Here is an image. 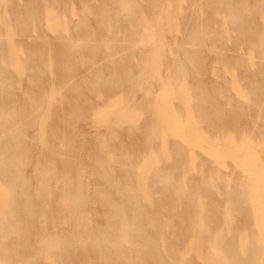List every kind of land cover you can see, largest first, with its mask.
Returning a JSON list of instances; mask_svg holds the SVG:
<instances>
[{
	"label": "rangeland",
	"instance_id": "obj_1",
	"mask_svg": "<svg viewBox=\"0 0 264 264\" xmlns=\"http://www.w3.org/2000/svg\"><path fill=\"white\" fill-rule=\"evenodd\" d=\"M17 1H18V3H17ZM29 1L32 2V0H29ZM53 1L54 0H40V1H38L37 2L38 4H40V5L44 4L42 12L44 13V15L46 14L45 18L43 17L44 15H42L41 20H32V21H34V23L32 22V24H29L30 22H28V24H26L24 17L27 13L25 6H27V4L29 3L28 0H10V1L0 0V28H1L0 33H2V34H0V37L1 38L3 37L2 40L0 39V41H1L0 42V63H2V64H0L1 65L0 70H2V68H3V70H2L3 71V74H2L3 77L0 78V84H1L0 88L3 87V89H0V92H1V90L6 91V93L4 92L5 95L8 93L6 95V98L2 101L3 103L0 101V106H1L0 110H1V118H2V119H0V121H1L0 127H2L0 129L1 130L0 131V137H2V138H0V140H1L0 143H5V141L8 138L11 139L13 136L11 133H13L15 131V129H20L19 131L16 130L17 133L16 132L13 133V134L16 133L17 135L22 134L21 140H23V141H21V143L27 144V145H24V144L19 143L18 145L21 146V148L23 150L17 152V154H16L19 156V158L22 159V160L19 159V164H20L19 167H21V169H23V171H24L23 172L21 170V172L23 173L22 176L23 175L24 176L20 178V181L23 182L27 179L26 183L30 182L29 186H30L31 194L36 195V196L39 195L42 198L44 197V199H45V201L43 200V202H42L41 197H39V198L37 197L38 200L37 199L34 200V198H33L32 202L35 206L34 214H35L36 220H33L32 223L30 222L31 224L29 223L31 225L29 228L30 234L28 232L29 237H27L28 235L25 234L26 237L24 236V238L21 237L19 239L23 243L26 242L25 244H23V243L22 244L25 246L26 245L27 246L39 245L42 243L43 240H47L48 237H52L53 234L55 235V233L62 235L64 233H70L71 232V231H69L70 227L72 226L71 228H73L75 225V223L72 219L74 216V213H71L73 210V200H75V197L78 195V187H79L78 184L79 183H77V181L81 180V179H82V187H83L84 192L87 195H89L91 198V199L87 198V200H85L86 205H85V215L84 216L86 217V219L88 217V219L91 220V221H89V223L94 228L95 227L96 228H103L104 227L106 229L107 225L105 222V214H104L105 210H104V207L102 208L101 207L102 205H100L102 203L100 202L101 201L100 196H99L100 192L98 191V190H100V191L103 190L102 187L104 188V186L102 185L103 180H102L101 176L98 174L97 175L99 178L97 177V175L95 174L97 171L94 170L95 167L93 168V166L99 165L98 162L99 163L100 162L101 163H108L109 162V164H111V166H113L115 168L114 174L116 176L120 175L117 173L118 167L116 168V165L121 166L123 164L122 166L124 168H122V170L128 169L130 171V168L133 169V170H131L132 173L135 172V174L133 175V178H131L132 173H131V176H128L126 178L127 180L131 181L132 185H131V183H129L130 181H128V185H126V186L130 187L131 188L130 191L132 190L135 192L136 195H138L137 197L140 201L141 209H143V211L145 213L148 211L146 214H149V216L150 215L152 216V213L154 216H156L158 214V206L162 204V200H164L163 202L167 206H168V204L169 205L173 204L172 200L174 199V193L171 190V186H170L171 184L170 183L177 181L178 178H179V180L182 178L178 182L180 183V186L183 188L182 193L184 195L182 194V199L179 201V203H178L179 205L177 204L178 205L177 210L183 211L182 209H184L186 207V205L189 204L190 200L192 199L191 196L193 195L192 197L195 198L194 201L197 200L198 212L200 213V218H201V221H200V224L197 228V231L192 233L190 236L188 235V237L186 239L187 247H181V250L185 251L186 257L188 259H190L194 264H219L217 259H218V255L220 254V252L222 253V251L214 248L213 243L210 240L211 238L208 236V231H207V227H206L208 214L210 215V217H212V221H213V219H214V221L215 220L218 221V223L213 221V225H212L213 226L212 231H214V234L212 232L213 235H216L215 233L218 234L220 232L219 234H225V235H227L228 238L236 237V239H238L239 237L242 238V236L244 235L242 239L240 238L241 240H237L238 244L241 245L240 246L241 252L244 254L245 251L248 249V246H250V247L251 246H258V245H255V243H258L259 244L258 247H260L259 261L261 264H264V110H261V109H264V107H263L264 106L263 105L264 96L262 95V93L264 94V92H263L264 78H262V77H264V74H263L264 68H262L264 66V56H263L264 55V52H263V50H264V48H263V46H264V13H263V11H264V7H263L264 6V4H263L264 0H242L244 3L241 1L243 4L240 7L241 11H239V12H242V10H243V13H242L243 15L239 12L235 13L236 10H232V13H231V11L230 12L227 11L228 9L226 10L225 6L223 4L217 2V0H138L139 4L141 6V12L146 14L145 16H150V17L142 19L144 17V15L141 14V12H140L141 15L140 14L138 15L139 19L137 18L136 22L132 23L134 25H131L130 23H128L129 22L128 18H127V20H126V18H124V17H127V15H128V13H126V12H128L127 11V9H128L127 1L126 0H119L122 2L121 3L119 2L120 4H119L117 12L119 11L118 13H120L122 15V18L124 19V20L122 19V29L116 32L114 27L110 26L108 29L109 35H107V33L105 34L107 29L102 35H98L101 32V30L96 25L94 16H92V14L97 13L101 9V5L103 6L107 0H102L103 3L101 2V0H90V2L88 0L87 1L85 0L87 2V6H89L90 9L87 6H86V8L83 7L84 4H86V2L84 0H81V2L83 4L80 2V0H60V1L56 0V2L58 1L57 2L58 4H55V2H54V4H52ZM66 1H67V3H69V5H68L69 9L66 8V7H68ZM239 1L238 0H232L233 4H236L237 2L239 3ZM245 1H247V2H245ZM11 2L14 3L13 4L14 8H16L20 5V8L19 7L18 8L22 12L23 15H22L20 22H18V23H22L24 21V23H23L24 25L17 23V27H16L15 22H17V21H14L13 18L11 19L12 13H10V12H12V11H10V10H12V8H13L12 7L13 5L10 4ZM41 2H42V4H41ZM50 2H52V3H50ZM80 3L82 4V6ZM8 4H9V6H8ZM152 4H154L153 6H155V4H159V7L158 8H157V6L153 7ZM50 5H51V7H50ZM71 5H72V7H71ZM64 6H66L65 7L66 9L63 8ZM146 6H147V11H146ZM149 7H150V9L151 8L152 9L151 10L148 9ZM27 9H28V7H27ZM46 9L47 10L50 9L49 11H51V12L49 13V11H46ZM52 9H55L56 11L52 10ZM70 9H71V12H70ZM91 9L92 10L95 9V10L90 12ZM87 10H88V13L86 12ZM148 10H150V11H148ZM65 11H67V12L69 11V13H65ZM151 11H152V13H151ZM153 11L155 12L156 17H158V18H155V16H154L155 14H153L154 13ZM156 11H158V12H156ZM89 13H90L91 17L89 15ZM236 14L237 15L239 14L238 15L239 17H237ZM71 15H72V18H70ZM84 15H85V17L82 20H84V19H86V20L82 21L81 18ZM241 15L243 18L241 17ZM245 15H247V17ZM1 16H3V17H1ZM9 16H10V18H9ZM140 16H142V17H140ZM48 17H50L51 19ZM248 17L249 18L253 17L251 19L253 22L250 21V19ZM3 18H5V19H3ZM62 18L65 22L63 20H61ZM150 18L153 19V21ZM190 18L193 20L191 21ZM245 18L247 21L245 20ZM9 19H10V21H9ZM59 19H60V21L64 22V25L61 24ZM12 20L14 21L13 25H11ZM241 20H243V21H241ZM70 21H71V23H70ZM87 21L89 22L88 24H87ZM234 21L238 22V25L241 24L239 22V21H241L242 26H246V25L251 24V23H254V25H256V26L258 24V27L260 28L259 30L261 32V34L258 37V40L260 38H261V40H263L261 42V44L259 43V45H257V43H254L253 45H251V43H249L248 40L246 38H244V36H243L244 32L240 31V28L238 27L237 24H235ZM66 22H68V23H66ZM145 22L146 23L150 22L149 24H151V25H148V23L146 25ZM192 22H193V24H192ZM76 23H78L79 26L75 25ZM83 23L86 26L87 25L88 26L86 27ZM135 23H136V26L138 25V27H135ZM186 23H187V25H186ZM259 24L262 26L260 27ZM19 25L21 27L22 26L27 27L28 33L25 32L26 30L23 27H22L23 29H21ZM28 25H29V27L31 26V28H28ZM190 25L191 26L193 25L191 29H189L191 27ZM77 26L79 27V31L76 29ZM141 26H142V28H140ZM32 27H34L36 29H34ZM195 27H196V29H194ZM86 28L87 29L89 28L90 30L89 29L87 30ZM19 29L23 30V32L20 31L21 34L18 32ZM32 29H34V30H32ZM75 29H76V31H73ZM111 29H112V31H111ZM134 29H135V31H134ZM14 30H15V32H14ZM28 30L32 31V32H29ZM200 30H201V32H200ZM77 31L78 32L82 31L81 32L82 34H80V37H81L80 39L83 38V40H78L79 34ZM89 31H91V32H89ZM187 31H190V32L188 33ZM112 32H115L116 35L112 34ZM133 32H135V33H133ZM91 33L96 34L95 39H91L92 38ZM117 33H119V34H117ZM194 33L196 36L200 35L199 37L202 40L197 36L196 37L197 39L195 41L190 42L191 40L187 37H189L191 34H194ZM24 34H26L25 37H23ZM31 34H33V36ZM133 34H134V36H133ZM117 35H119V36L116 38L115 36H117ZM184 35H186V36L188 35L186 38L189 40H187V39L183 40L185 38ZM29 36H31V37H29ZM101 36L102 37L107 36V39L104 38V40H102L103 38ZM108 36H109V38H108ZM131 36H132V38H131ZM32 37H33V39H32ZM113 37L116 38L115 42H113L114 41ZM26 38H28V39H26ZM29 38L32 39V41L35 39L34 41L36 43L31 42ZM69 38H70L71 42H68ZM71 38H73V39H71ZM84 38L86 39V41L88 39L89 42L88 41L86 42L84 40ZM46 39H48L50 42ZM62 39H63V41H65V43H68V44L70 43L71 46L68 44L64 45V42L62 41ZM117 39L120 41H118ZM25 40L26 41L28 40V41L25 42ZM90 40H92V41H90ZM93 40L96 42H94ZM197 40H199V41H197ZM29 41H30V44H28ZM81 41L83 42L82 44L80 43ZM184 41H185V43H184ZM84 42H86V43H84ZM93 42H94V44H98L99 47H101V49H102V52L96 56H92V54L90 52L88 53V49H87L88 47L93 45ZM111 42H113V43H111ZM129 42H130V44H129ZM24 43H25V45H27V44L29 45V46H26L29 49L28 48L26 49V47L23 45ZM75 43H76V46H75ZM89 43H90V45H89ZM131 43H132V45H131ZM186 43L189 44L190 46H188ZM31 45H33V46H31ZM60 45H63L64 47L62 46V48H61ZM86 45H88L87 48H85ZM110 45H111V47H110ZM191 45L192 46L195 45V46L192 47ZM30 46H31V49H30ZM83 46H84V48H83ZM129 46L132 48L129 49ZM253 46H254V48H253ZM58 47H60V49ZM80 48L83 49V51H85L84 52L85 54H83V51ZM192 48L194 49L193 51H195V48H197V50L195 52H192ZM255 48H256V51H253V50H255ZM61 49H63V50H61ZM84 49H87V50H84ZM127 49L129 51H127ZM138 49H140L139 52H138ZM28 50H30L31 56H32V51L34 52L33 56H32L33 58H31L30 55L27 56ZM68 50H70V52L67 54L66 51H68ZM73 50L75 51V53ZM130 50H132V51H130ZM144 50H146V52H148V53L144 52ZM198 50H200V51H198ZM260 50L263 53L260 52ZM60 51H62L63 53H61ZM86 51H87V53H86ZM123 51H125L126 53L124 52V54H122L121 52H123ZM142 52H144V54ZM188 52L189 53L192 52L191 55ZM198 52L200 53V55L195 54V57H194V53H198ZM1 53L3 54L2 56H1ZM47 53H49V54H47ZM65 53H66V57H65L66 60H68V59L71 60V58L73 60V58L74 59L76 58L75 60H73V63L72 62L71 63L73 64L72 68L74 67V65L76 63L77 64L76 66L78 67V69H77V67L73 68V70L71 68L70 69L71 72L73 71L75 74H72L73 72L71 73L69 71L68 74H70V75L63 77L65 75H67L62 70L63 68H61V65L65 61V59H64ZM202 53H203V55H202ZM59 54H60V56L63 57V59L59 56ZM89 54H91L92 57L89 56ZM116 54H118V55L116 56ZM140 54H141V56L143 54V58L140 56ZM71 55H73V57ZM111 55H112V58H109V57H111ZM123 55L125 56L124 58H123ZM41 56H42V58H41ZM67 56H70L71 58H67ZM26 57H29L31 59L30 60L28 58V60H29L27 63L28 68H30V66L33 65V67L31 66L30 71L28 70L27 67H25L26 61H25V65H24V60H27ZM87 57H91L92 61L89 58L87 60ZM204 57L206 60H203ZM84 58L86 60H84ZM105 58L107 60H105ZM121 58L124 59V60H122V73L123 72L127 73L131 77V79L133 78L135 83L134 82L131 83L129 81H124L122 78V88H117L113 91H109L107 88H105L102 85L103 83H101L99 80L101 79L102 82H105L107 79L109 80L110 77L112 79V74H110V73L116 67H119V66H117V64H121V62H120ZM125 58L127 59L128 62L126 61ZM131 58H133V59H131ZM224 58H225V60L223 61ZM178 59H179V61H178ZM199 59L203 60V61L201 60L202 62L200 61V63L197 64L199 66V69L202 68L201 70L197 69L198 66L195 65L196 63L199 62ZM226 59H228L229 62ZM233 59H235V60H233ZM89 60H90V62H89ZM131 60H132V62H131ZM230 60H232V61H230ZM30 61H32L33 63L31 62L32 64H30ZM57 61H59L58 63L60 64V67H58L59 64L56 63ZM82 61L83 62L86 61V62L83 64ZM99 61H101L100 62V64H102L101 66H100V64L99 65L97 64V63H99ZM123 61L126 64L123 63ZM193 61H195L196 63H194ZM204 61H205V63H204ZM236 61H237L238 65L236 64ZM240 61L241 62L243 61L242 62V68L246 69V72H245V70L243 71L242 68L240 67L241 66ZM261 61H263V62H261ZM3 62L4 63L6 62L5 67H3L4 66ZM110 62H112V65ZM176 62H178L177 65H175ZM224 62H226L227 65L230 64V62H233V63L235 62L237 67L239 66L238 62H240V66H239V68H237L235 66V64L231 63L233 65L230 64V65H228L229 67H227ZM43 63H44V65H43ZM95 63H96V65H94ZM21 64H23V65H21ZM113 64H115L114 67H113ZM38 65H39V67L44 69V71L40 72L41 69L38 67ZM41 65L44 67H42ZM124 65H126V67ZM135 65H136V67H135ZM200 65H202V66L200 67ZM206 66H208V67H206ZM231 66L233 69H231ZM35 67L39 68L38 69L39 71H37V68L35 69ZM101 67H102V69H100ZM139 67H140V69H139ZM260 67H261V70L263 72L260 70ZM91 68H93V71ZM94 68L101 70L100 73L97 74L99 71H96L97 69H94ZM119 68H121V67H119ZM173 68H174V70H173ZM203 68H205V69L207 68V69L205 70ZM234 68L237 70V72H235L236 70ZM126 69L128 71H126ZM26 70H28L29 72H27ZM58 70H60V71H58ZM94 70H95V72H97L96 75L93 74V73H95ZM141 70H144V71L141 72ZM202 70H205L207 75L206 74L204 75L203 72L205 73V71H202ZM230 70H232V72ZM239 70H240V72L241 71L242 72L239 73ZM61 71L63 74H61ZM91 71L93 73H90ZM200 71H201V73H200ZM59 73L61 74V76ZM124 73H123V75H124ZM182 73H183V76H182ZM231 73H233V74L239 73V75L242 74L243 77L241 75L239 77H237L238 74L236 76V74L233 75ZM4 74H6V76ZM71 75H73L72 76V77H74L73 79L70 78ZM91 75H93V76H91ZM97 75H98V77L100 75V77H99L100 79L98 77H96ZM141 75H143L142 76L143 78L139 81ZM175 75H176V77H175ZM94 76L98 80H94L93 79ZM180 76H182V77H180ZM259 77H260V79H259ZM65 78H67V79L69 78L68 80L70 83H68L67 81H64ZM87 78H89V79H87ZM225 78H226V80H225ZM67 79H65V80H67ZM250 79L255 80V81L252 80L254 82V84H252L253 82ZM2 80H3V82H1ZM84 80L87 81L86 84H85ZM178 80H179V82H178ZM182 80H183V82H182ZM217 80H218L217 84H220V86L216 84ZM259 80H263V82L259 81ZM224 81L225 82L227 81V84ZM246 81H248L247 84L250 83L249 84V86L251 85L250 87L249 86L247 87ZM7 82H10V84ZM88 82L90 84L91 83L92 84L90 85ZM96 82L97 83L99 82L98 83L99 85ZM199 82H200V84H199ZM255 82L257 84H255ZM258 82H259V86L261 83V85H262L261 87L263 89H260V87L258 86ZM224 83L226 85H224ZM88 84H89V86H88ZM62 85H64V86H62ZM71 86H72V88H70ZM205 86H208L207 87L208 90L206 89ZM214 86H217V87H214ZM9 87L11 88V90ZM88 87H89V89H92V88L93 89L89 90ZM251 87H252V89H251ZM258 87H259V89H258ZM85 88L87 90H85ZM201 88L206 89L207 92L205 90H202ZM217 88H218V90L219 89L221 90V91L219 90V92L221 94L218 91H216ZM248 88H250V89H248ZM253 88L256 91L258 90L257 93H255L256 91L253 90ZM104 89H105V91L103 93L102 90H104ZM200 89H201V91L199 92ZM249 90L251 91L253 96L251 95ZM259 90L260 91L262 90V93ZM124 91H125V93H124ZM195 91H198L199 93L196 92V94H194ZM91 92L93 94H91ZM100 92L102 94H100ZM106 92H109V93H106ZM214 92L216 95H214ZM222 92L224 94H222ZM83 93H84V95H83ZM111 93H112V95H111ZM201 93H203V94L205 93L204 95L209 94L210 97L209 96L207 97V95H206V100H205L204 95L203 94L201 95ZM260 93H261V96H260ZM76 94L77 95L79 94L78 95L79 97ZM102 95H104L103 98H101ZM114 95L116 98L114 97ZM257 95H259V96H257ZM29 96L30 97L32 96V97L30 98ZM62 96L63 97L66 96V97H64L66 99H64ZM122 96H124L123 97L124 99L122 98ZM217 96L219 98H221V99H219V101L221 100V102L218 101ZM196 97H198L199 99ZM225 97H227V98L225 99ZM260 97H262L261 98L262 101L260 100ZM71 98L76 99L77 102H75L76 100H74V99L72 100ZM117 98H119L121 101ZM213 98L214 99L216 98L215 103L217 101L219 102L218 105L213 103L214 102ZM252 98L256 100L257 104H256V102L253 101ZM87 99L89 101H91L92 105L88 101H87V104H85ZM112 99H113V101H112ZM115 99L117 100L116 103H115V101H116ZM202 99L206 105L204 104L203 101H201ZM224 100H226V101H224ZM26 101H27V103H26ZM81 101H82V103L83 102L84 103L82 104ZM199 101L201 103L202 102L203 103L201 104ZM210 101H212L213 105L211 104ZM111 102L113 104H110ZM198 102H199V104H201L200 107H199ZM260 102L261 103L263 102V103L261 104ZM77 103H79V104H77ZM207 103H208V105H207ZM222 103H224V104H222ZM259 103L261 105H259ZM73 104L75 106H73ZM88 104L90 106H92L91 107L92 109L90 108V106ZM214 104L217 106V108L219 110H217V108L215 107ZM219 104H221V105H219ZM241 104H242V108L244 109V111L242 110L241 107L240 108L238 107V106H241ZM193 105H194V107H193ZM76 106H78V107H76ZM102 106H103V108H102ZM196 106H198L200 109L197 108ZM202 106H205V107H203L204 109L207 108V109H205L206 111L204 109H203V111L201 110ZM218 106H220V107L222 106L223 109L221 110V108ZM258 107L259 108L261 107V109H259ZM26 108H27V111H26L27 113L25 112V114L27 116L25 117L24 111L26 110ZM38 108H39V110H38ZM94 108H96L97 110ZM99 108H102V109H99ZM211 108L213 110H211ZM22 109H23V111H22ZM28 109H29V112H28ZM79 109H80V114H79ZM196 109H198V111ZM209 109L211 110V116H209L210 115ZM232 109H234V110H232ZM240 109L243 112H241ZM60 110H63V111H61V112H63V114L60 113ZM71 110H73V112ZM88 110H89L90 114L87 112ZM36 111L38 112V114ZM91 111L93 113L96 111V114L95 113L93 114ZM212 111H214V112H212ZM221 111H223L224 114H223V112L221 113ZM246 111L248 113V116L246 114ZM12 112L15 115H11ZM30 112H31V114L36 112V114L34 113V114L30 115ZM200 112H203V113L207 112L209 115L207 113H205V115L204 114L203 115L205 117L209 116L208 118H210V119L204 118L203 115H199V114H202ZM233 112H234L235 116L233 115ZM256 112L259 113L260 115L262 114V116H258L257 114H255ZM260 112H263V113H260ZM74 113H76V114H74ZM81 113H83L82 117H81V115H82ZM97 113H99V114H97ZM197 113L199 116L197 115ZM214 113H215V115H214ZM219 113H220V115H219ZM8 114H10V116H8ZM85 114H87V115H85ZM251 114H252V117H250ZM88 115H93V116H89L90 117L89 118ZM243 115H245V116H243ZM11 116L14 117V122L12 121L13 118L11 119ZM32 116L34 117V121L36 119L35 122L32 121L33 120ZM121 116H122V118H120ZM200 116L201 117L203 116V118L205 119L204 120L205 124L202 121L203 118H201ZM215 116H218V117L221 116L222 119L219 118L220 119L219 120L218 117H215ZM231 116L233 117V119ZM9 117H10V119H9ZM27 117H29V118H27ZM75 117H76V119H75ZM243 117H245V118L242 119ZM246 117H247L248 121L245 120ZM82 118L84 120L85 119H87V120H85V121L81 120ZM211 118L212 119L215 118L214 121H212ZM21 119L23 120V123L20 122V121H22ZM200 119H202V120H200ZM217 119L220 122H218ZM231 119L233 120V122ZM240 119H241V121H238ZM249 119L251 120V122ZM10 120L14 123V126L13 127L11 126L13 129L15 128V125H16V128L14 129V131L13 130L11 131L12 128H9L10 125L12 124ZM223 120L226 122L223 123ZM234 120H235L236 124L238 123L237 126L239 129L237 131H239V132L235 131L237 129V126L234 123ZM252 120H254V121L252 122ZM8 121H10L8 123L10 125L4 124L5 122L7 123ZM17 121L19 122L18 126H17V124H15V123H17ZM62 121H63V123H62ZM206 121H208V123H210V124H208ZM221 121L225 127L222 124L218 125V123H221ZM228 122H229V126L231 128L229 126H227ZM230 122H231V124H230ZM242 122H244L245 125H244V123L242 125ZM254 122H258V124L254 123ZM33 123L35 124V126L32 125ZM213 123L215 124V126H213ZM233 123H234V125H233ZM251 123H252V125H251ZM26 124H27V126H26ZM207 124H208V127H206ZM246 124H247V126H246ZM28 125H29V128H28ZM210 125L213 126L214 128H211ZM231 125L233 127L235 126L236 129L234 130ZM239 125H241V127H239ZM248 125H251L252 128L248 127ZM5 126H6V128H5ZM67 126H68V128H67ZM217 126L218 127L220 126V127L217 128ZM221 126H223V128H221ZM226 126L229 128V130H227L228 128ZM22 127L25 129H23ZM205 127L209 128L207 130H209L211 132H212V130L216 131L215 132L216 135L214 134V132H212L213 134H211V133H209V131H206ZM215 127L217 129H215ZM7 128H9V130ZM210 128L212 130H210ZM224 128L226 129V131H228L227 132V134L229 133L228 135L226 133H222L225 130ZM244 128H245V130H241ZM3 129L5 131H3ZM6 129L9 131L10 135L8 134ZM62 129L65 130L66 132L62 131ZM53 130H55V131H53ZM217 131H219L220 133L219 132L217 133ZM226 131H224V132H226ZM5 132H6L5 135H1ZM22 132L25 134H23ZM63 132L68 133V136L70 137V138H68L69 142H68V139L65 138V136L67 134L63 135ZM252 134H253L252 138L254 137V139L250 138ZM23 135H25L27 138ZM80 135H81V137H80ZM68 136H66V137H68ZM113 136H115V138ZM118 136H122V137H118ZM227 136H228V138H227ZM230 136L232 139L229 138ZM48 137L51 139H49ZM116 137H118V139H116ZM3 138L6 140H4ZM47 138H48V140H47ZM121 138L123 139V142H122ZM215 138H217V139L215 140ZM59 139H61V140H59ZM114 139H115V141L118 140V142L121 141V143H124L122 146H120L121 149L119 148V144H121L120 142L119 143L118 142L112 143V141H114ZM52 140H53L54 144L53 143L50 144ZM256 140L258 142H256ZM24 141H26V142H24ZM101 142H103V143H101ZM238 143H240L239 145H241V146H238ZM114 144H116L118 146L117 150H119V151L116 150L117 147L115 148ZM9 145L11 146V150H12V148L14 147V144H12V142H11ZM50 145H51V148H53L55 146L56 149L55 148L53 150L50 149L48 147ZM177 145H179V146H177ZM112 146H114V147H112ZM40 147H42L43 149H41ZM69 147H71V148H69ZM103 147H104V149H103ZM175 147L177 148L176 151H175ZM31 148H32V150H31ZM178 148H180V150ZM40 149H41V151L38 152ZM112 149H114V150H112ZM50 150H51V152H50ZM127 150H128V152H126ZM53 151L55 153L56 152H58V153L54 154V153H52ZM114 151L116 153H114ZM145 151H147L146 154H143V152L145 153ZM33 152H34V154H33ZM106 152H109L110 155ZM177 152H178V154L181 152V154L180 155L175 154ZM45 153H46V155H45ZM50 153H52V154H50ZM127 153H128V155H126ZM129 153H130V155H129ZM53 154H54V157H53ZM58 154L59 155L61 154L62 158L60 157V159H59ZM93 154L95 156H93ZM116 154H118V155H116ZM47 155L50 156V157L49 156L47 157V159L49 158L48 161H50V163H51L50 159H52L53 163H51V164L52 165L55 164L53 166L55 168L56 174L47 172L48 171V169H47L48 163H49L45 158V156H47ZM51 155H52V157H51ZM56 155L58 157H56ZM67 155H69L68 158L66 157ZM98 155L100 157H96ZM108 155H109V157H108ZM112 155H114V157L116 159L115 160L113 158L114 162H111L112 157H113ZM124 155H126L127 157ZM184 155L186 156L185 159L183 158ZM187 155H189L188 158H187ZM132 156H134V157H132ZM176 156H178V158ZM30 157H31V159H30ZM70 157H71V162L68 161L70 159ZM23 158H25V159H23ZM64 158H67L68 160L64 159ZM94 158H96L98 160H95ZM130 158L132 159L131 161L128 160ZM140 158L142 159V161H139V160H141ZM179 158L181 159V161ZM186 158L189 161H187ZM27 159H29L30 161ZM53 159H54V161H53ZM62 159H64L63 162L61 161ZM177 159H178V161H180L182 163V165L180 162L177 161ZM26 160L28 163L26 162ZM65 160L68 161V163ZM60 161H61V163H60ZM115 161H117L118 163ZM123 161H124V163H126L125 165H124ZM129 161H130V163H129ZM23 162L25 165H23ZM186 162L189 164V166L187 165ZM138 163H140V164H138ZM177 163L178 164L180 163L179 166ZM130 164H131V167H130ZM186 165L189 168L191 167L190 170ZM134 166L136 167V169ZM77 167H78V169H77ZM97 167L98 166H96V170H97ZM184 167L187 169V172H186ZM57 168L58 169L62 168V169L58 171ZM63 168H65V170H66V171H64L65 173L69 172L68 176H67V174H64ZM176 168H177V170H176ZM179 168H181V170ZM182 169H184L183 170L184 172L182 171ZM59 172L60 173L62 172L67 177L64 180H62L65 176H63L62 174L59 175ZM139 172H141V173H139ZM136 174L140 178L135 176ZM179 175H181V177H179ZM38 176L40 179H38ZM55 176H59V177H55ZM24 177H25V179H23ZM118 177H120V176H118ZM129 177L131 179H129ZM135 177H137V178H135ZM158 177L161 179H164V181L160 182L161 179H159ZM53 178H55V180L57 178L58 181L57 180L55 181ZM68 178L70 181L68 180ZM76 178L78 180H76ZM168 178H169V180H168ZM173 178H175V179H173ZM123 179L126 180L124 176H122V180ZM40 180H41V182H40ZM43 180H46V182H47V184H49L48 186H50V188L51 187L54 188V189L51 188L52 190H51L48 198H47L46 193L43 192V189H39V188L43 187V183H42V182H44ZM52 180H54V181H52ZM66 180H68V182L73 183L72 187L77 186L74 191L69 190V188H72V187H69V188L67 187V185L65 184ZM155 180H157V181H155ZM190 180L191 181L194 180L193 183ZM59 181H60L61 185H60ZM4 183H5V180L0 181V264H5L6 261H8L7 255L9 253L8 252L6 253V247L7 248L9 247L8 242L12 243L13 239L15 240V235H13V234L9 235L6 232H4L5 224L7 222L9 224L8 216H9L10 210H12L14 204L16 203L15 200L11 198V196L13 197L15 191L13 190L12 187H11L12 189L9 190L10 183H9V185H7L8 184L7 181H6V184H4ZM165 183H167L166 187H165ZM38 184H40V186ZM190 184H192L191 188H190ZM62 185H63V187H62ZM65 185H66V187H65ZM36 186H37V188H36ZM100 186H102V187H100ZM59 187L60 188L62 187V188L60 189ZM96 187H98V189H96ZM192 187H193V189H192ZM65 188L66 189L68 188V189L66 190ZM55 189H57V191ZM195 189H196V191L197 190L198 191L195 192L194 191ZM227 189H228V193L226 192ZM233 189H240V190L244 189V193L246 192L245 189L247 190V192L245 193L247 196L246 197L247 200L244 203H246L248 206H250V209L248 208V211L249 212L251 211L250 212L251 217L249 218V220L245 216H243V214H240L239 211H236V208L233 205L234 203L231 202L232 200L230 201L229 197L232 196ZM163 190H164V193H162ZM165 190H166V193H165ZM221 190H223V191H221ZM20 191H21V188L18 187L16 192H20ZM63 191H65V192L63 193ZM206 191L208 194L205 193ZM36 192H38V193H36ZM67 192L69 194H67ZM194 193H197V195H195ZM41 194H43V196ZM64 194H67V195H64ZM166 194H167V196H165ZM227 194H228V196H227ZM199 195H200V197H198L199 199L196 198ZM45 196H46V198H45ZM65 196H67V197H65ZM205 196H207V197L205 198ZM221 196H223L224 198L223 197L221 198ZM226 196H227V198H226ZM60 197H61V199H60ZM160 197H163L164 199L161 198L162 200H158ZM166 197H167V199H166ZM215 197H217L218 200ZM208 198L211 199L212 201H210ZM169 199H170V201H169ZM171 201H172V204H171ZM207 201L208 202L210 201L211 204L209 203V205L214 204L216 207L218 204H221V203L222 204L220 205V207L218 206L219 209L213 206L215 208L214 209L212 206L209 207L207 205L208 204ZM45 202H46V209L48 211V214L47 213L45 214V210L43 209L45 206ZM60 202L63 204H61ZM158 202H159V204H158ZM167 202H168V204H167ZM212 202H213V204H212ZM55 203H56V207L54 208ZM180 203H181V205H180ZM61 205H62V207H61ZM57 206H59V207H57ZM221 206L222 207L224 206V207L222 208ZM211 207H212V209H211ZM48 208H49V210H48ZM55 209H56V211H55ZM145 209H147V211H145ZM223 209L225 210V212L222 211ZM16 210H19V205L14 207V211H16ZM170 210L166 212L167 214L165 216L167 217V215H168L167 219L166 218L164 219L166 221V224H167L165 227V233H167L168 235L171 233V227H170L171 225L168 222L169 221L168 219H170V217H172V213H171L172 211H170ZM209 210H211V211H209ZM217 210L219 213L217 212ZM51 211H52V213H51ZM57 211H59L60 214H57V213H59ZM212 211H214L215 213H213ZM87 212H89V214ZM220 212H222V213H220ZM237 212H239V214ZM217 213L220 215H218ZM50 214L51 215L57 214V216H56L57 221L55 223L56 227L52 226L50 221H48L49 223H47V222H44V220H42V218L44 216L48 217V216H50ZM211 214H214V216H216V217H214ZM224 214H226V218H225ZM59 215H60V217H59ZM71 216H72V218H70ZM165 216H163V218ZM219 216L221 217V220H220ZM223 216L226 219V221L223 218ZM222 218H223V220H222ZM223 221H225V222H223ZM39 222H40V224H39ZM214 223H216V224H214ZM234 223H237L236 227H235ZM99 224H101V225L98 226ZM221 224H222V226H221ZM237 225L240 226V228H238ZM42 227H44V228H42ZM53 227H54V230H53ZM215 227H217V228H215ZM220 228L222 229V232H221V230L220 231L218 230ZM234 228L237 230L239 229L241 231L239 232V230H238L239 233H236L235 231H237V230H235ZM215 229H216V231H215ZM70 230H73V229H70ZM184 230H186V229H184ZM231 230L234 231L233 233H235V234H232ZM54 231H55V233H54ZM241 232L244 234L242 235ZM237 234H239V236ZM114 235L119 239L122 238V244L126 248H131V243H130L129 237H127L126 232L122 231V233H121V232L117 231L114 233ZM24 239L25 240L27 239V240L25 241ZM239 241H241V242H239ZM166 242L167 241H165V243ZM162 250L167 251L168 247H166L165 245H162ZM57 252H58V250L55 249L54 251H52L50 253H46V255L45 256L43 255L42 258L39 260V264H50L51 259L53 258V256L56 255ZM96 258H93L92 260L95 263L99 264L98 262H100V259H96ZM76 264H79V263H76ZM185 264H188V263H185Z\"/></svg>",
	"mask_w": 264,
	"mask_h": 264
},
{
	"label": "bare ground",
	"instance_id": "obj_2",
	"mask_svg": "<svg viewBox=\"0 0 264 264\" xmlns=\"http://www.w3.org/2000/svg\"><path fill=\"white\" fill-rule=\"evenodd\" d=\"M8 1H10V0H8ZM38 1H40V0H32V2H30L29 0H28V4H27V6H25L26 7V11H27V13H26V15H25V17H24V20H25V23L26 24H28V22H30L29 24H32V22L34 23V21H32V20H41L42 19V15H44V13L42 12V9H43V6H44V4L43 5H40V4H38L37 2ZM60 1V0H59ZM85 1V0H84ZM87 1V0H86ZM85 1V2H86ZM89 2H90V0H88ZM127 1V3H128V9H127V11L128 12H126V13H128V15H127V17H124V18H126V20H127V18H128V23H130L131 25H134V24H132V23H134V22H136V20H137V18L139 19V17H138V15L140 14V12H141V6H140V4H139V2H138V0H126ZM239 1V0H238ZM242 0H240L239 1V3L237 2L236 4H233V2H232V0H217V2H219V3H221V4H223L224 6H225V8H226V10L227 11H231V13H232V10H236L235 11V13L236 12H239V11H241L240 10V7L242 6V4L244 3L243 1V3L241 2ZM27 2V1H26ZM47 2V1H46ZM45 2V3H46ZM54 2H55V4H58L57 2H56V0H54L53 1V3L52 2H50V3H52V4H54ZM70 2V1H69ZM72 2V1H71ZM80 2H81V0H80ZM101 2H102V0H101ZM122 2V1H119V0H107L106 1V3L102 6L101 4V9L97 12V13H95V14H92V16H94V19H95V22H96V25L99 27V29L101 30V32L98 34V35H102L105 31H106V29H107V31L105 32V34L107 33V35H109V33H108V29H109V27L111 26V27H114V29L116 30V32L117 31H119V30H121L122 29V15L120 14V13H118L117 12V10H118V7H119V4ZM245 2H247V1H245ZM17 3H18V1H17ZM49 3V4H50ZM66 3H67V1H66ZM82 3V2H81ZM80 3V4H81ZM93 3V2H92ZM103 3V2H102ZM10 4H14V3H10ZM30 4V5H29ZM41 4H42V2H41ZM51 4V5H52ZM83 4V3H82ZM82 4H81V6H82ZM264 4V3H263ZM6 5V4H5ZM29 5V6H28ZM51 5H50V7H51ZM69 5V3H67V6ZM89 5V4H88ZM154 4H152V6H153ZM245 5V4H244ZM7 6V5H6ZM8 6H9V4H8ZM11 6V5H10ZM55 6V5H54ZM86 6H87V2H86V4H84V6L83 7H85L86 8ZM145 6V5H144ZM151 6V5H150ZM155 6H157V8L159 7V4H155ZM155 6H153V7H155ZM5 7V6H4ZM13 8H12V10H10V11H12V12H10V13H12V17H11V19L13 18L14 19V21H17V22H15L16 23V27H17V23L18 22H20V20H21V18H22V12L19 10V8H20V5L18 6V7H16V8H14V5L12 6ZM27 7H28V9H27ZM56 7V6H55ZM60 7V6H59ZM58 7V8H59ZM66 6H64L63 8H65ZM71 7H72V5H71ZM70 7V8H71ZM87 7H89V6H87ZM244 7V6H243ZM242 7V8H243ZM246 7V6H245ZM264 7V6H263ZM6 8V7H5ZM66 8H68L69 9V6L68 7H66ZM65 8V9H66ZM51 9V8H50ZM49 9V10H50ZM74 9V8H73ZM72 9V10H73ZM89 9H90V7H89ZM148 9H150V7L148 8ZM152 9V8H151ZM150 9V10H151ZM154 9V8H153ZM244 9V8H243ZM49 10H47L46 9V11H49ZM52 10H55V9H52ZM93 10H95V9H93ZM92 9H91V11L90 12H92L93 11ZM98 10V9H97ZM150 10H148V11H150ZM157 10V9H156ZM225 10V11H226ZM56 11V10H55ZM62 11V10H61ZM146 11H147V6H146ZM224 11V12H225ZM45 12V11H44ZM51 11H49V13H50ZM64 12V11H63ZM70 12H71V9H70ZM87 13H88V10L86 11ZM154 12V11H153ZM156 12H158V11H156ZM65 13H69V11L67 12V11H65ZM147 13V12H146ZM151 13H152V11H151ZM228 13V12H227ZM230 13V14H231ZM239 13H243V10H242V12H239ZM246 13V12H245ZM263 13H264V11H263ZM48 14V13H47ZM141 14H143L144 15V17L142 18V19H144V18H148V17H150V16H145L146 14H144V13H142L141 12ZM140 14V15H141ZM148 14V13H147ZM153 14H155V12L153 13ZM159 14V13H158ZM9 15V14H8ZM46 15V14H45ZM45 15L43 16L44 18H45ZM89 15H90V13H89ZM152 15V14H151ZM239 15V14H238ZM237 14H236V16L237 17H239ZM243 15V14H242ZM242 15H241V17H242ZM4 16V15H3ZM3 16H1V17H3ZM48 16V15H47ZM54 16V15H53ZM66 16V15H65ZM125 16V15H124ZM155 16V18H158V17H156V14L154 15ZM158 16V15H157ZM246 17H247V15H245ZM6 17V16H5ZM63 17V16H62ZM67 17V16H66ZM69 17V16H68ZM85 17V15L81 18V20L83 19ZM90 17H91V15H90ZM89 17V18H90ZM140 17H142V16H140ZM235 17V16H234ZM240 17V18H241ZM254 17V16H253ZM252 17V18H253ZM9 18H10V16H9ZM48 18H50V17H48ZM70 18H72V15H71V17ZM152 18V17H151ZM150 18V19H151ZM236 18V17H235ZM243 18V17H242ZM249 18V17H248ZM251 17L249 18L250 19V21H252L251 19H252ZM255 18V17H254ZM3 19H5V18H3ZM51 19V18H50ZM191 19V18H190ZM239 19V18H238ZM45 20V19H44ZM61 20H63V18L61 19ZM66 20V19H65ZM71 20V19H70ZM84 20H86V19H84ZM84 20H82V21H84ZM124 20V19H123ZM152 21H153V19H151ZM156 20V19H155ZM189 20V19H188ZM193 19H191V21H192ZM245 20H246V18H245ZM255 20V19H254ZM9 21H10V19H9ZM13 20L11 21L12 22V24L11 25H13V22H14ZM48 21V20H47ZM59 21H60V19H59ZM64 21V20H63ZM63 21H60L61 22V24H63L64 25V22ZM67 21V20H66ZM93 21V20H92ZM148 21V20H147ZM157 21V20H156ZM236 21V20H235ZM234 21V22H235ZM238 21V20H237ZM241 21H243V20H241ZM241 21H239L241 24H239L238 25V22H235V24H237L238 25V27L240 28V31L242 32H244V38H246L247 40H248V42L249 43H251V45H253L254 43H257V45H259V43L261 44V42L263 41V40H261V38L258 40V37H259V35L261 34V32H260V28L258 27V24H257V26L256 25H254V23H251V24H248V25H246V26H242V22ZM247 21V20H246ZM249 21V20H248ZM249 21V22H250ZM257 21V20H256ZM7 22V21H6ZM46 22V21H45ZM63 22V23H62ZM69 22V21H68ZM68 22H66V23H68ZM126 22V21H125ZM140 22V21H139ZM144 22V21H143ZM151 22V21H150ZM149 22V23H150ZM188 22V21H187ZM253 22V21H252ZM24 23V21L22 22V23H18V24H22V25H24L23 24ZM43 23V22H42ZM70 23H71V21H70ZM69 23V24H70ZM79 23V22H78ZM78 23H76L75 25H78L79 26V24ZM89 22L87 21V24H88ZM148 23V22H147ZM147 23L145 22V24L147 25ZM148 23V25H151V24H149ZM156 23V22H155ZM159 23V22H158ZM185 23V22H184ZM190 23V22H189ZM248 23V22H247ZM8 24V23H7ZM10 24V23H9ZM84 24V23H83ZM138 24V23H137ZM140 24V23H139ZM191 24V23H190ZM192 24H193V22H192ZM10 25V26H11ZM15 25V24H14ZM85 25V24H84ZM90 25V24H89ZM186 25H187V23H186ZM196 25V24H195ZM260 25V24H259ZM20 26V25H19ZM41 26V25H40ZM39 26V27H40ZM77 26V27H78ZM86 26V25H85ZM88 26V25H87ZM86 26V27H87ZM143 26V25H142ZM142 26L140 27V28H142ZM191 26V25H190ZM193 26V25H192ZM192 26L189 28V29H191L192 28ZM262 25H260V27H261ZM23 27V26H22ZM21 26H20V28L21 29H25L24 31L25 32H27V27H23L22 28ZM76 27V29L79 31V27L77 28ZM84 27V26H83ZM135 27H138V25L136 26V23H135ZM150 27V26H149ZM237 27V26H236ZM28 28H31V26L29 27V25H28ZM32 28H34V27H32ZM90 28V27H89ZM88 28V29H89ZM148 28V27H147ZM17 29V28H16ZM21 29H19V33H20V31L21 32H23V30H21ZM34 29H36V28H34ZM34 29H32V30H34ZM76 29L75 30H73V31H76ZM87 29V28H86ZM85 29V30H86ZM87 29V30H88ZM136 29V28H135ZM135 29H134V31H135ZM138 29V28H137ZM194 29H196V27L194 28ZM238 29V28H237ZM0 30H1V28H0ZM83 30V29H82ZM86 30V31H87ZM90 30V29H89ZM98 30V29H97ZM186 30V29H185ZM17 31V30H16ZM29 31V30H28ZM77 31V32H78ZM111 31H112V29H111ZM114 31V30H113ZM191 31V30H190ZM190 31H187L188 33L190 32ZM193 31V30H192ZM14 32H15V30H14ZM29 32H32V31H29ZM76 32V33H77ZM82 32V31H81ZM81 32H78V34H79V39L78 40H83V38L82 39H80L81 37H80V34H82ZM89 32H91V31H89ZM137 32V31H136ZM139 32V31H138ZM186 32V31H185ZM200 32H201V30H200ZM18 33V34H19ZM28 33V32H27ZM71 33V32H70ZM87 33V32H86ZM122 33V32H121ZM133 33H135V32H133ZM0 34H2V33H0ZM21 34V33H20ZM90 34V33H89ZM112 34H114V35H116V33L115 32H112ZM117 34H119V33H117ZM139 34V33H138ZM197 34V33H196ZM28 35V34H27ZM32 36H33V34H31ZM45 35V34H44ZM111 35V34H110ZM190 35V34H189ZM2 36V35H1ZM22 36V35H21ZM26 36V34H24L23 35V37H25ZM66 36V35H65ZM75 36V35H74ZM78 36V35H77ZM113 36V35H112ZM119 35H117V36H115L116 38L118 37ZM133 36H134V34H133ZM185 36V38L183 39V40H185V39H187V38H189L191 41L190 42H193V41H195L197 38V36L199 37L200 35H195V33L194 34H191L189 37H187L186 35H184ZM28 37V36H27ZM29 37H31V36H29ZM84 37V36H83ZM91 39H95L96 38V34L95 33H91ZM102 37V36H101ZM187 37V38H186ZM3 38V37H2ZM2 38L0 37V39L2 40ZM38 38V37H37ZM36 38V39H37ZM40 38V37H39ZM42 38V37H41ZM62 38V37H61ZM103 39L102 40H104V38H106L107 39V36L106 37H102ZM108 38H109V36H108ZM116 38H114L113 37V39H114V41L113 42H115V39ZM131 38H132V36H131ZM134 38V37H133ZM200 38V37H199ZM26 39H28V38H26ZM30 39V38H29ZM32 39H33V37H32ZM32 39H30V41L31 42H34V43H36L34 40L32 41ZM45 39V38H44ZM66 39V38H65ZM71 39H73V38H71ZM189 39H187V40H189ZM201 39V38H200ZM263 39V38H262ZM46 40H48V39H46ZM76 40V39H75ZM84 40L86 41V39L84 38ZM110 40V39H109ZM118 40V39H117ZM116 40V41H117ZM124 40V39H123ZM126 40V39H125ZM129 40V39H128ZM134 40V39H133ZM202 40V39H201ZM200 40V41H201ZM28 41V40H27ZM26 40H25V42H27ZM30 41H29V43L28 44H30ZM42 41V40H41ZM49 41V40H48ZM60 41V40H59ZM62 41H63V39H62ZM87 41L89 42V40L87 39ZM86 41V42H87ZM90 41H92V40H90ZM94 41V40H93ZM118 41H120V40H118ZM130 41V40H129ZM132 41V40H131ZM197 41H199V40H197ZM1 42V41H0ZM50 42V41H49ZM61 42V41H60ZM64 42V45L65 44H68V43H65V41H63ZM68 42H71L70 41V38H69V41ZM86 42H84V43H86ZM94 42H96V41H94ZM94 42H93V45H91L90 47H88V45H86L85 46V48H87L88 49V53L90 52L91 54H92V56H96V55H98V54H100L101 52H102V49H101V47H99V45L98 44H94ZM105 42V41H104ZM113 42H111V43H113ZM122 42V41H121ZM128 42V41H127ZM6 43V42H5ZM4 43V44H5ZM44 43V42H43ZM62 43V42H61ZM81 44L83 43L82 41L80 42ZM117 43V42H116ZM126 43V42H125ZM184 43H185V41H184ZM188 43V42H187ZM186 43V44H187ZM201 43V42H200ZM25 45V43L23 44L25 47L26 46H29V45ZM49 44V43H48ZM127 44V43H126ZM129 44H130V42H129ZM192 44V43H191ZM7 45V44H6ZM47 45V44H46ZM59 45V44H58ZM68 45H70V43L68 44ZM89 45H90V43H89ZM105 45V44H104ZM109 45V44H108ZM117 45V44H116ZM131 45H132V43H131ZM130 45V46H131ZM135 45V44H134ZM188 46H190L189 44H187ZM31 46H33V45H31ZM31 46H30V49H31ZM48 46V45H47ZM61 46V48H62V46L63 45H60ZM71 46V45H70ZM75 46H76V43H75ZM80 46V45H79ZM82 46V45H81ZM126 46V45H125ZM129 46V49L130 48H132V47H130ZM192 46V45H191ZM195 45H193L192 47H194ZM197 46V45H196ZM3 47V46H2ZM49 47V46H48ZM64 47V46H63ZM110 47H111V45H110ZM199 47V46H198ZM256 47V46H255ZM258 47V46H257ZM9 48V47H8ZM11 48V47H10ZM28 47H26V49H27ZM40 48V47H39ZM46 48V47H45ZM59 49H60V47H58ZM83 48H84V46H83ZM127 48V47H126ZM253 48H254V46H253ZM252 48V49H253ZM260 48V47H259ZM263 48H264V46H263ZM7 49V48H6ZM29 49V48H28ZM49 49V48H48ZM69 49V48H68ZM74 49V48H73ZM81 49V48H80ZM87 49H84V50H87ZM111 49V48H110ZM124 49V48H123ZM137 49V48H136ZM34 50V49H33ZM57 50V49H56ZM61 50H63V49H61ZM66 50V49H65ZM71 50V49H70ZM70 50H68V51H66V53L68 54L69 52H70ZM82 51H83V49H81ZM126 50V49H125ZM139 50L140 49H138V52H139ZM194 49L192 48V52H195L196 50H197V48H195V51H193ZM263 50V49H262ZM6 51V50H5ZM38 51V50H37ZM40 51V50H39ZM72 51V50H71ZM74 51V50H73ZM122 51V50H121ZM127 51H129L128 49H127ZM130 51H132V50H130ZM134 51V50H133ZM137 51V50H136ZM198 51H200V50H198ZM253 51H256V48H255V50H253ZM3 52V51H2ZM9 52V51H8ZM53 52V51H52ZM57 52V51H56ZM61 53H63L62 51H60ZM59 52V53H60ZM85 51H83V54H85L84 53ZM124 52L125 51H123V52H121L122 54H124ZM144 52H146V50H144ZM144 52H142L143 54H144ZM190 52V51H189ZM188 52V53H189ZM191 52V53H192ZM260 52H262L261 50H260ZM263 52H264V50H263ZM262 52V53H263ZM6 53V52H5ZM11 53V52H10ZM30 53V50H28V54H27V56L28 55H30L31 56V53ZM33 51H32V56H33ZM55 53V52H54ZM58 53V52H57ZM66 53H65V55H64V59H65V57H66ZM74 53H75V51H74ZM78 53V52H77ZM86 53H87V51H86ZM109 53V52H108ZM117 53V52H116ZM120 53V54H121ZM126 53V52H125ZM146 53H148V52H146ZM191 53H189L190 55H191ZM199 53V52H198ZM198 53H194V57H195V54H197V55H200V53L198 54ZM47 54H49V53H47ZM52 54V53H51ZM82 54V53H81ZM91 54H89V56H91ZM143 54H142V56H141V54H140V56L143 58ZM3 54L1 53V56H2ZM35 55V54H34ZM42 55V54H41ZM45 55V54H44ZM62 55V54H61ZM70 55V54H69ZM118 54H116V56H117ZM128 55V54H127ZM193 55V54H192ZM202 55H203V53H202ZM259 55V54H258ZM31 56V58H33ZM52 56V55H51ZM59 56H60V54H59ZM72 57H73V55H71ZM85 56V55H84ZM91 56V57H92ZM114 56V55H113ZM115 56V57H116ZM133 56V55H132ZM153 56V55H152ZM262 56V55H261ZM264 56V55H263ZM11 57V56H10ZM40 57V56H39ZM62 59H63V57L62 56H60ZM91 57H87V60H88V58L91 60ZM125 56L123 55V58H124ZM127 57V56H126ZM129 57V56H128ZM131 57V56H130ZM191 57V56H190ZM189 57V58H190ZM193 57V58H194ZM198 57V56H197ZM196 57V58H197ZM3 58V57H2ZM27 58V60H24V65H25V61H26V65H27V63H28V58L29 57H26ZM41 58H42V56H41ZM60 58V59H61ZM67 58H71L70 56H67ZM86 58V57H85ZM84 58V60H86ZM94 58V57H93ZM109 58H112V55H111V57H109ZM114 58V57H113ZM120 58V57H119ZM195 58V59H196ZM263 58V57H262ZM5 59V58H4ZM30 59V58H29ZM76 59V58H75ZM74 58H73V60H75ZM126 59V58H125ZM131 59H133V58H131ZM149 59V58H148ZM192 59V58H191ZM194 59V60H195ZM31 60V59H30ZM73 60H72V58H71V60L70 59H68V60H66L65 59V61L63 62V64L61 65V68H63L62 70L67 74V75H65V76H63V77H66V76H69L70 74H68V72L70 71L71 72V68H72V66H73ZM90 60H89V62H90ZM105 60H107L106 58H105ZM122 60H124V59H122L121 58V64H117V66H119V67H121V68H119V67H116L113 71H111V73L110 74H112V79H111V77L109 78V80L107 79L105 82H102V80L99 78L100 77V75H99V77H98V75L96 76V77H98L100 80V82L101 83H103L102 85L105 87V88H107L109 91H113V90H115V89H117V88H122V78H123V80L124 81H129V82H131V83H135V81L133 80V78L131 79V77L127 74V73H124V75H123V73H122ZM193 60V59H192ZM202 59H199V62L198 63H196L195 61H193L194 63H196L195 65H197V64H199L200 63V61H201ZM203 60H206L205 59V57H204V59ZM202 60V61H203ZM225 60V58L223 59V61ZM227 61H228V59H226ZM233 60H235V59H233ZM4 61V60H3ZM23 61V60H22ZM34 61V60H33ZM60 61V60H59ZM59 61H57L56 63L57 64H59L58 62ZM81 61V60H80ZM92 61V60H91ZM126 61H127V59H126ZM178 61H179V59H178ZM201 61V62H202ZM230 61H232V60H230ZM32 61H30V64H32L31 63ZM35 62V61H34ZM62 62V61H61ZM72 62V63H71ZM83 62V61H82ZM86 62V61H85ZM85 62H83V64L85 63ZM100 62L101 61H99V63H97L98 65L100 64ZM128 62V61H127ZM131 62H132V60H131ZM229 62V61H228ZM241 62V61H240ZM240 62H238L239 63V66H240ZM243 62V61H242ZM242 62H241V68H242ZM261 62H263V61H261ZM6 63V62H5ZM5 63L3 62V67H5ZM111 63V65H112V62H110ZM123 63H125L124 61H123ZM177 63L178 62H176V64L175 65H177ZM204 63H205V61H204ZM203 63V64H204ZM225 64H226V62H224ZM231 63H233V62H230V64ZM0 64H2V63H0ZM29 64V65H30ZM81 64V63H80ZM126 64V63H125ZM230 64H228V65H230ZM233 64H235V62L233 63ZM233 64H231V65H233ZM236 64H237V61H236ZM235 64V66L237 67V65ZM21 65H23V64H21ZM25 65V67H27L28 68V65L26 66ZM43 65H44V63H43ZM77 64L75 63V65H74V67L73 68H76L77 66H76ZM82 65V64H81ZM94 65H96V63L94 64ZM102 64H100V66H101ZM114 65L115 64H113V67H114ZM180 65V64H179ZM227 64H226V66L227 67H229ZM1 66V65H0ZM32 67H33V65H31ZM31 66H30V68H28V70L30 71L31 70ZM42 66V65H41ZM92 66V65H91ZM125 67H126V65H124ZM138 66V65H137ZM198 66V65H197ZM202 65H200V67H201ZM239 66L237 67V68H239ZM262 66V65H261ZM24 67V66H23ZM22 67V68H23ZM38 67H39V65H38ZM42 67H44V66H42ZM58 67H60V64L58 65ZM57 67V68H58ZM94 67V66H93ZM98 67V66H97ZM129 67V66H128ZM127 67V68H128ZM135 67H136V65H135ZM146 67V66H145ZM175 67V66H174ZM177 67V66H176ZM204 67V66H203ZM206 67H208V66H206ZM234 67V66H233ZM235 67V68H236ZM1 68V67H0ZM9 68V67H8ZM12 68V67H11ZM26 68V69H27ZM37 67H35V69H36ZM40 69H41V71L40 72H42V71H44V69H42L41 67H39ZM39 68H37V71H39L38 69ZM73 68H72V70H73ZM99 68V67H98ZM138 68V67H137ZM136 68V69H137ZM144 68V67H143ZM142 68V69H143ZM234 68V69H235ZM262 68H264V66L262 67ZM13 69V68H12ZM59 69V68H58ZM77 69H78V67H77ZM76 69V70H77ZM92 69V71H93V68H91ZM94 69H97V68H94ZM100 69H102V67L100 68ZM108 69V68H107ZM130 69V68H129ZM139 69H140V67H139ZM145 69V68H144ZM181 69V68H180ZM197 69H199V66L197 67ZM202 69V68H201ZM201 69H199V70H201ZM203 69H205V68H203ZM207 69V68H206ZM205 69V70H206ZM230 69V68H229ZM231 69H233L232 68V66H231ZM2 70H3V68H2ZM2 70H0V78L1 77H3V71ZM5 70V69H4ZM28 70H26L27 72H29ZM75 70V71H76ZM173 70H174V68H173ZM205 70H202V71H205ZM227 70V69H226ZM236 70V69H235ZM234 70V71H235ZM242 70L244 71L245 70V72H246V69H243L242 68ZM260 70H261V67H260ZM264 70V69H263ZM58 71H60V70H58ZM90 72V73H93V72ZM96 71H99L98 73L97 72H95V70H94V72L95 73H93V74H95L96 75V73L97 74H99L100 73V71L101 70H99V69H97ZM126 71H128L127 69H126ZM144 70H141V72H143ZM198 71V70H197ZM210 71V70H209ZM231 72H232V70H230ZM233 71V72H234ZM262 71V70H261ZM73 72V71H72ZM71 72V73H72ZM171 72V71H170ZM169 72V73H170ZM235 72H237V70L235 71ZM242 72V71H241ZM240 72V70H239V73H241ZM263 72V71H262ZM39 73V72H38ZM129 73V72H128ZM177 73V72H176ZM185 73V72H184ZM200 73H201V71H200ZM239 73H234V74H236V76H237V74H238V76L237 77H239L240 75L243 77V75L242 74H240L239 75ZM244 73V72H243ZM251 73V72H250ZM60 74V73H59ZM61 74H63L62 73V71H61ZM61 74H60V76H61ZM72 74H75L74 72L72 73ZM102 74V73H101ZM143 74V73H142ZM203 74L205 75L206 74V71H205V73L203 72ZM218 74V73H217ZM220 74V73H219ZM222 74V73H221ZM226 74V73H225ZM231 74H233V73H231ZM233 74V75H234ZM245 74V73H244ZM249 74V73H248ZM247 74V75H248ZM258 74V73H257ZM264 74V73H263ZM5 76H6V74H4ZM207 75V74H206ZM224 75V74H223ZM222 75V76H223ZM250 75V74H249ZM4 76V77H5ZM73 75H71V77L70 78H74V77H72ZM91 76H93V75H91ZM90 76V77H91ZM143 75H141V77H140V79H139V81L143 78L142 77ZM170 76V75H169ZM182 76H183V73H182ZM182 76H180V77H182ZM221 76V75H220ZM245 76V75H244ZM11 77V76H10ZM95 76H94V80H98L97 78H96ZM171 77V76H170ZM175 77H176V75H175ZM91 78V79H92ZM96 78V79H95ZM245 78V77H244ZM262 78H264V77H262ZM65 79H67V78H65ZM64 79V81H67L68 83H70L69 82V78L67 79V80H65ZM87 79H89V78H87ZM92 79V80H93ZM183 79V78H182ZM240 79V78H239ZM254 79V78H253ZM252 79V80H253ZM259 79H260V77H259ZM8 80V79H7ZM185 80V79H184ZM225 80H226V78H225ZM251 80V79H250ZM251 80V81H252ZM71 81V80H70ZM85 81V84H86V80H84ZM83 81V82H84ZM201 81V80H200ZM253 81H255V80H253ZM252 81V82H253ZM259 81H262L263 82V80H259ZM1 82H3V80L1 81ZM46 82V81H45ZM90 82V81H89ZM88 82V83H89ZM92 82V81H91ZM178 82H179V80H178ZM182 82H183V80H182ZM225 82V81H224ZM247 82L248 81H246V85H247V87L249 86V84H247ZM251 82V83H252ZM7 83H9L10 84V82H7ZM6 83V84H7ZM47 83V82H46ZM93 83V82H92ZM91 83V84H92ZM95 83V82H94ZM97 83V82H96ZM99 83V82H98ZM97 83V84H98ZM218 83V80H217V82H216V84ZM226 84H227V81L225 82ZM224 83V85H226ZM5 84V83H4ZM62 84V83H61ZM64 84V83H63ZM66 84V83H65ZM90 84V83H89ZM89 84H88V86H89ZM90 84V85H91ZM179 84V83H178ZM199 84H200V82H199ZM252 84H254V82L252 83ZM255 84H257L256 82H255ZM264 84V83H263ZM1 85V84H0ZM8 85V84H7ZM99 85V84H98ZM176 85V84H175ZM214 85V84H213ZM217 85H219L220 86V84H217ZM62 86H64V85H62ZM69 86V85H68ZM86 86V85H85ZM93 86V85H92ZM200 86V85H199ZM251 86V85H250ZM249 86V87H250ZM258 86H259V82H258ZM262 85H261V83H260V89H263L262 87H261ZM2 87V86H1ZM6 87V86H5ZM8 87V86H7ZM42 87V86H41ZM66 87V86H65ZM87 87V86H86ZM97 87V86H96ZM206 87V89L208 90V86H205ZM214 87H217V86H214ZM255 87V86H254ZM259 87H258V89H259ZM264 87V86H263ZM10 88V87H9ZM70 88H72V86L70 87ZM91 88V87H90ZM98 88V87H97ZM128 88V87H127ZM198 88V87H197ZM196 88V89H197ZM200 88V87H199ZM0 89H3V87L2 88H0ZM88 89H89V87H88ZM93 89V88H92ZM92 89H89V90H92ZM103 89V88H102ZM195 89V90H196ZM202 90H205L206 92H207V90L206 89H203V88H201ZM201 89L199 90V92L201 91ZM248 89H250V88H248ZM251 89H252V87H251ZM10 90H11V88H10ZM63 90V89H62ZM66 90V89H65ZM64 90V91H65ZM75 90V89H74ZM85 90H87L86 88H85ZM174 90V89H173ZM198 90V89H197ZM216 90V89H215ZM220 90V89H219ZM219 90H218V88H217V90L216 91H218L219 92ZM226 90V89H225ZM253 90H255L254 88H253ZM28 91V90H27ZM61 91V90H60ZM73 91V90H72ZM96 91V90H95ZM103 91V93H104V91H105V89L104 90H102ZM204 91V92H205ZM212 91V90H211ZM210 91V92H211ZM221 91V90H220ZM250 91V90H249ZM256 91V90H255ZM258 91V90H257ZM257 91L255 92V93H257ZM260 91V90H259ZM6 93V91H2L1 90V92H0V101L2 102L5 98H6V95L8 94H6L5 95V93ZM80 92V91H79ZM78 92V93H79ZM89 92V91H88ZM196 92L197 93H199L198 91H195V93L194 94H196ZM226 92V91H225ZM261 93H262V90L260 91ZM263 92H264V89H263ZM11 93V92H10ZM44 93V92H43ZM65 93V92H64ZM82 93V92H81ZM90 93V92H89ZM88 93V94H89ZM106 93H109V92H106ZM124 93H125V91H124ZM220 93V92H219ZM250 93H251V91H250ZM259 93V92H258ZM261 93H260V96H261ZM91 94H93L92 92H91ZM90 94V95H91ZM100 94H102L101 92H100ZM203 93H201V95H202ZM205 94V93H204ZM203 94V95H204ZM213 94V93H212ZM221 94V93H220ZM222 94H224L223 92H222ZM32 95V94H31ZM77 95V94H76ZM79 95V94H78ZM77 95V96H78ZM83 95H84V93H83ZM111 95H112V93H111ZM207 95V94H206ZM206 95H204V98H205V100H206ZM214 95H216L215 94V92H214ZM251 95H252V93H251ZM262 95L264 96V94L262 93ZM20 96V95H19ZM86 96V95H85ZM103 96L104 95H102V97L101 98H103ZM200 96V95H199ZM198 96V97H199ZM210 97V95L208 94L207 95V97ZM253 96V95H252ZM257 96H259V95H257ZM30 97V96H29ZM32 97V96H31ZM30 97V98H31ZM63 97V96H62ZM64 97H66V96H64ZM63 97V98H64ZM79 97V96H78ZM114 97H115V95H114ZM119 97V96H118ZM124 96H122V98H123ZM198 97H196V98H198ZM214 97V96H213ZM224 97V96H223ZM16 98V97H15ZM98 98V97H97ZM113 98V97H112ZM116 98V97H115ZM217 98H218V101H219V99H221V98H219L218 96H217ZM227 97H225V99H226ZM254 98V97H253ZM252 98V99H253ZM262 97H260V100L262 101V99H261ZM33 99V98H32ZM64 99H66V98H64ZM63 99V100H64ZM72 100L74 99V98H71ZM85 99V98H84ZM105 99V98H104ZM117 99H119V98H117ZM124 99V98H123ZM199 99V98H198ZM197 99V100H198ZM208 99V98H207ZM211 99V98H210ZM31 100V99H30ZM74 100H76V99H74ZM111 100V99H110ZM116 100V99H115ZM120 100V99H119ZM209 100V99H208ZM259 100V101H260ZM43 101V100H42ZM87 101L88 102H90V104H91V101H89L88 99L86 100V103L85 104H87ZM103 101V100H102ZM112 101H113V99H112ZM121 101V100H120ZM201 101H203V99L201 100ZM213 103H215V101H216V98L214 99L213 98ZM216 102L215 104L216 105H218V103L219 102H221V100L219 101V102ZM224 101H226V100H224ZM253 101L254 102H256V100L255 99H253ZM41 102V101H40ZM67 102V101H66ZM75 102H77V100L75 101ZM105 102V101H104ZM110 102V101H109ZM117 102V100L115 101V103ZM119 102V101H118ZM200 102V101H199ZM199 102H198V104H199ZM204 102V101H203ZM202 102V103H203ZM209 102V101H208ZM211 102V104L213 105V103H212V101H210ZM253 102V103H254ZM3 103V102H2ZM1 103V104H2ZM26 103H27V101H26ZM65 103V102H64ZM68 103V102H67ZM66 103V104H67ZM74 103V102H73ZM81 103H82V101H81ZM84 103V102H83ZM82 103V104H83ZM197 103V102H196ZM201 103V102H200ZM201 103V104H202ZM261 103V102H260ZM259 103V105H261ZM39 104V103H38ZM72 104V103H71ZM77 104H79V103H77ZM81 104V105H82ZM110 104H113L112 102L110 103ZM121 104V103H120ZM194 104V103H193ZM201 104H199V107L201 106ZM204 104H205V102H204ZM203 104V105H204ZM214 104V105H215ZM222 104H224V103H222ZM255 104V103H254ZM256 104H257V102H256ZM255 104V105H256ZM40 105V104H39ZM38 105V106H39ZM62 105V104H61ZM69 105V104H68ZM89 105V104H88ZM92 105V104H91ZM105 105V104H104ZM206 105V104H205ZM207 105H208V103H207ZM215 105V107L217 108V106ZM219 105H221V104H219ZM263 105H264V103H263ZM25 106V105H24ZM37 106V107H38ZM60 106V105H59ZM73 106H75L74 104H73ZM90 106V105H89ZM101 106V105H100ZM106 106V105H105ZM108 106V105H107ZM211 106V105H210ZM224 106V105H223ZM234 106V105H233ZM1 107V106H0ZM69 107V106H68ZM76 107H78V106H76ZM92 106H90V108H91ZM94 107V106H93ZM193 107H194V105H193ZM197 108H199L198 106H196ZM203 107H205V106H202L201 107V110L203 111ZM213 107V106H212ZM214 107V108H215ZM218 107H220V106H218ZM239 108L241 107L242 108V104H241V106H238ZM264 107V106H263ZM262 107V108H263ZM15 108V107H14ZM13 108V109H14ZM28 108V107H27ZM27 108H26V110L24 111V114H25V112L27 111ZM40 108V107H39ZM39 108H38V110H39ZM102 108H103V106H102ZM102 108H99V109H102ZM215 108V109H216ZM221 108V110L223 109L222 108V106L220 107ZM233 108V107H232ZM259 108V107H258ZM257 108V109H258ZM20 109V108H19ZM81 109V108H80ZM80 109H79V114H80ZM92 109V108H91ZM94 109H96V108H94ZM200 109V108H199ZM205 109H207V108H205ZM204 109V110H205ZM214 109V110H215ZM259 109H261V107L259 108ZM258 109V110H259ZM4 110V109H3ZM31 110V109H30ZM65 110V109H64ZM87 110V109H86ZM97 110V109H96ZM197 111H198V109H196ZM200 110V111H201ZM210 110V109H209ZM211 110H213L212 108H211ZM211 110H210V115L207 113V112H200V113H202V114H199V115H205V113H207L209 116H211ZM217 110H219L218 108H217ZM216 110V111H217ZM232 110H234V109H232ZM238 110V109H237ZM241 110V109H240ZM239 110V111H240ZM242 110L244 111V109L242 108ZM241 110V112H243ZM261 110H264V109H261ZM22 111H23V109H22ZM61 111H63V110H60V113H62L63 114V112H61ZM72 112H73V110H71ZM82 111V110H81ZM101 111V110H100ZM206 111V110H205ZM28 112H29V109H28ZM37 112V111H36ZM36 112H34L35 114H36ZM88 113H89V110L87 111ZM92 112V111H91ZM99 112V111H98ZM209 112V111H208ZM212 112H214V111H212ZM218 112V111H217ZM216 112V113H217ZM223 111H221V113H222ZM259 112V111H258ZM27 113V112H26ZM34 113H32V114H34ZM65 113V112H64ZM93 113V112H92ZM91 113V114H92ZM95 114H96V111L94 112ZM93 113V114H94ZM232 113V112H231ZM260 113H263V112H260ZM4 114V113H3ZM31 114V112H30V115H32ZM37 114H38V112H37ZM67 114V113H66ZM73 114V113H72ZM74 114H76V113H74ZM78 114V113H77ZM82 115H81V117L83 116V113H81ZM90 114V113H89ZM97 114H99V113H97ZM223 114H224V112H223ZM236 114V113H235ZM246 114H247V116H248V113H247V111H246ZM255 114H257L258 116H262V114L260 115L259 113H255ZM11 115H15L13 112H12V114ZM20 115V114H19ZM29 115V116H30ZM85 115H87V114H85ZM197 115H198V113H197ZM198 115V116H199ZM203 115V116H204ZM214 115H215V113H214ZM217 115V114H216ZM219 115H220V113H219ZM229 115V114H228ZM233 115H234V112H233ZM6 116V115H5ZM8 116H10V114H8ZM27 115L25 114V117H26ZM74 116V115H73ZM76 116V115H75ZM80 116V115H79ZM78 116V117H79ZM89 116H93V115H88V117ZM203 116L201 117V118H203ZM208 116V117H209ZM235 116V115H234ZM243 116H245V115H243ZM33 117V116H32ZM77 117V116H76ZM76 117H75V119H76ZM86 117V116H85ZM207 116L205 117L204 116V118H208ZM215 117H218V116H215ZM232 117V116H231ZM250 117H252V114H251V116ZM13 118V122H14V117L13 116H11V119ZM27 118H29V117H27ZM90 118V117H89ZM120 118H122V116L120 117ZM203 118V120L202 119H200V120H202L203 122H204V124H205V119ZM213 118V117H212ZM211 118V119H212ZM222 119L221 118V116L220 117H218V119ZM224 118V117H223ZM237 118V117H236ZM245 117H243L242 119H244ZM0 119H2L1 118V110H0ZM7 119V118H6ZM9 119H10V117H9ZM8 119V120H9ZM208 119H210V118H208ZM215 119V118H214ZM214 119H212V121H214ZM217 119V120H218ZM219 119V120H220ZM226 119V118H225ZM228 119V118H227ZM232 119H233V117H232ZM231 119V120H232ZM254 119V118H253ZM20 120V119H19ZM22 120V119H21ZM78 120V119H77ZM81 120H84L83 118L81 119ZM85 120H87V119H85ZM84 120V121H85ZM122 120V119H121ZM216 120V121H217ZM218 120V122H220ZM236 120V119H235ZM235 120H234V123L236 124V122H235ZM245 120H247V117H246V119ZM250 120V119H249ZM11 121V120H10ZM10 121H8L7 123L5 122L4 124H7V125H10V124H8ZM11 121V125H10V127L9 128H12L13 126H14V123ZM32 121H34V117H33V120ZM35 121H36V119H35ZM34 121V122H35ZM38 121V120H37ZM42 121V120H41ZM79 121V120H78ZM209 121V120H208ZM208 121H206L207 123H208ZM238 121H241V119L240 120H238ZM248 121V120H247ZM254 120H252V122H253ZM1 122V121H0ZM20 122H22L23 123V120L22 121H20ZM25 122V121H24ZM224 122H226V121H224L223 120V123ZM232 122H233V120H232ZM245 122V121H244ZM244 122H242V125H243V123ZM250 122H251V120H250ZM62 123H63V121H62ZM121 123V122H120ZM234 123H233V125H234ZM254 123H257L258 124V122H254ZM15 124H17V126H18V124H19V122L17 121V123H15ZM41 124V123H40ZM208 124H210V123H208ZM208 124H207V126L206 127H208ZM212 124V123H211ZM220 124H222V121H221V123H218V125H220ZM226 124V123H225ZM230 124H231V122H230ZM238 124V123H237ZM237 124H236V126H237ZM241 124V123H240ZM248 124V123H247ZM247 124H246V126H247ZM33 126H35V124L33 123L32 124ZM72 125V124H71ZM223 125V124H222ZM244 125H245V123H244ZM251 125H252V123H251ZM251 125H248V127H251ZM2 126V125H1ZM12 126V127H11ZM26 126H27V124H26ZM205 126V125H204ZM211 126V125H210ZM213 126H215V124L213 123ZM213 126H211V128H214ZM224 126V125H223ZM223 126H221V128H223ZM227 126H229V122H228V124H227ZM226 126V127H227ZM232 126V125H231ZM4 127V126H3ZM70 127V126H69ZM205 127V128H206ZM220 127V126H219ZM218 126H217V128H219ZM225 127V126H224ZM230 127V126H229ZM233 127V126H232ZM239 127H241V125H239ZM2 127H0V129H1ZM5 128H6V126H5ZM9 128H7L8 130H9ZM15 128H16V125H15ZM14 128V129H15ZM23 128V127H22ZM28 128H29V125H28ZM35 128V127H34ZM54 128V127H53ZM67 128H68V126H67ZM210 128V130H212ZM216 127H215V129H217ZM228 128V127H227ZM231 128V127H230ZM247 128V127H246ZM252 128V127H251ZM6 129V130H7ZM14 129L12 128L11 129V131L13 130L14 131ZM23 129H25V128H23ZM75 129V128H74ZM73 129V130H74ZM207 129H209V128H206V131H209V130H207ZM225 129V128H224ZM223 129V130H224ZM233 129L235 130L236 128H235V126L233 127ZM239 128H238V126H237V129L235 130V131H237ZM255 129V128H254ZM7 130V132H8V134H9V131ZM16 130H20V129H15V131L14 132H16ZM30 130V129H29ZM227 130H229V128L227 129ZM241 130H245V128L244 129H241ZM250 130V129H249ZM1 131V130H0ZM3 131H5L4 129H3ZM53 131H55V130H53ZM59 131V130H58ZM62 131H65V130H63L62 129ZM220 131V130H219ZM219 131H217V133L219 132ZM224 131H226V129L224 130ZM222 132V133H226L227 134V132L228 131H226V132ZM231 131V130H230ZM229 131V132H230ZM254 131V130H253ZM13 132V133H14ZM66 132V131H65ZM65 132H63V135H65V134H67L66 136H68V133H65ZM212 132H214V134H215V132L216 131H213L212 130ZM211 131H209V133H211V134H213ZM221 132V131H220ZM219 132V133H220ZM237 132H239V131H237ZM241 132V131H240ZM247 132V131H246ZM255 132V131H254ZM253 132V133H254ZM13 133H11L12 135V138L11 139H4V140H6L5 141V143H0V181L1 180H5V183L4 184H6V181L8 182V184L7 185H9V183H10V187H9V190H11L12 188H13V190L15 191V193H14V195H13V197L11 196V198L12 199H14L15 200V204H14V206H13V208H12V210H10V213H9V216H8V218H9V224H8V222L5 224V227H4V232H6L7 234H13V235H15V240L13 239V241H12V243H10V242H8V245H9V247L7 248L6 247V253L8 252L9 254L7 255V259H8V261H6V263L5 264H39V260L42 258V256L44 255H46V253H50V252H52V251H54L55 249H57L58 250V252L56 253V255L55 256H53V258L51 259V261H50V264H76V263H79V264H97V263H95L92 259L93 258H96V259H100V262H98L99 264H185V263H188V264H194L190 259H188L187 257H186V254H185V251H183V250H181V247H187V242H186V239H187V237H188V235L190 236L192 233H194L195 231H197V228H198V226H199V224H200V221H201V218H200V213L198 212V204H197V200L196 201H194V197H192L191 196V200H190V202H189V204H187L186 205V207L184 208V209H182L183 211H180V210H177V206L179 205L178 203H179V201L182 199V191H183V188L180 186V183L178 182V181H180L179 180V178H178V180L177 181H174V182H172V183H170L171 185V190L173 191V193H174V199L172 200L173 201V204H172V201H171V204L172 205H169L168 204V202H167V204H168V206L167 205H165L164 204V200H162L161 198H163V197H160L158 200H162V204L161 205H159L158 206V214L156 215V216H154L153 215V213H152V216L150 215L149 216V214H146L148 211H147V209H145V211H147L146 213L143 211V209H141V204H140V201H139V199H138V195H136L135 194V192L134 191H130V187H128V186H126V185H128V181H130V180H127L126 178L128 177V176H131V173H132V171L131 170H133V169H131L130 168V171L127 169H124V170H122V168H124L122 165L121 166H117L116 165V168L118 167V169H117V173L118 174H120V175H118V176H120V177H118V176H116L114 173H115V168L113 167V166H111V164H109V162L108 163H99L98 162V164L99 165H96V166H98L97 167V170H96V166H93V168L95 167V171H97L95 174L97 175H100L101 176V178H102V180H103V182H102V185L104 186V188L102 187V186H100V187H102V189L103 190H98L99 192H100V194H99V196H100V199H101V203L102 204H100V205H102L101 207L103 208L104 207V210H105V222H106V225H107V228L105 229L104 227L103 228H94L90 223H89V221H91L90 219H88V217H87V219H86V217L84 216L85 215V203H86V201L85 200H87V198H90V196L89 195H87L85 192H84V190H83V187H82V179L81 180H78L77 178H76V180H78L77 181V183H79L78 185H79V187H78V195L75 197V200H73V210H72V212L71 213H74V216H73V218H72V216L70 217V218H72L73 219V221H74V223H75V225H74V227L73 228H71L70 227V229H73V230H70L69 229V231H71L70 233H64V234H56L55 233V231H54V233H55V235L53 234V236L52 237H48L47 238V240H43L42 241V243L41 244H39V245H29V246H25V245H23V244H25L26 242H21L19 239L21 238V237H23L24 238V236H25V234H27L28 235V232H29V234H30V224L32 223V221L33 220H36V218H35V214H34V212H35V206H34V204H33V202H32V200H33V198H34V200L35 199H37L38 200V198L39 197H41V196H39V195H32L31 194V192H30V186H29V183H26V180L25 181H23V182H21L20 181V178L21 177H23L22 176V172H21V170L23 171V169H21V167H19L20 166V164H19V159L20 160H22L21 158H19V156L18 155H16L17 154V152H19V151H21V150H23L22 148H21V146H19L18 144L19 143H21V141H23V140H21V135L22 134H19V135H17L16 133L15 134H13ZM23 133V132H22ZM61 133V132H60ZM235 133V132H234ZM6 134V132L5 133H3V134H1V135H5ZM23 134H25V133H23ZM210 134V135H211ZM229 134V133H228ZM227 134V135H228ZM236 134V133H235ZM10 135V134H9ZM216 135V134H215ZM232 135V134H231ZM237 135V134H236ZM10 136V137H11ZM23 136H25V135H23ZM65 136V138H70L69 136L68 137H66ZM218 136V135H217ZM252 136H253V134L251 135V139H254V137L252 138ZM263 136V135H262ZM7 137V136H6ZM9 137V136H8ZM26 137V136H25ZM63 137V136H62ZM72 137V136H71ZM80 137H81V135H80ZM112 137V136H111ZM114 138H115V136H113ZM118 137H122V136H118ZM118 137H116V139H118ZM215 137V136H214ZM239 137V136H238ZM0 138H2V137H0ZM27 138V137H26ZM49 138V137H48ZM48 138H47V140H48ZM100 138V137H99ZM227 138H228V136H227ZM229 138H231V136L229 137ZM25 139V138H24ZM49 139H51V138H49ZM217 138H215V140H216ZM232 139V138H231ZM257 139V138H256ZM33 140V139H32ZM59 140H61V139H59ZM74 140V139H73ZM113 140V139H112ZM120 140V139H119ZM121 140H122V142H123V139L121 138ZM0 142H1V140H0ZM4 142V141H3ZM12 142V144H14V147L12 148V150H11V146L9 145L10 143ZM24 142H26V141H24ZM32 142V141H31ZM34 142V141H33ZM50 142V141H49ZM64 142V141H63ZM68 142H69V139H68ZM74 142V141H73ZM104 142V141H103ZM103 142H101V143H103ZM113 142H118V140H116L115 141V139H114V141H112V143ZM120 143H121V141H119ZM118 142V143H119ZM255 142V141H254ZM256 142H258L257 140H256ZM54 144V142H53V140L51 141V143L50 144ZM111 143V144H112ZM221 143V142H220ZM245 143V142H244ZM21 144H24V143H21ZM20 144V145H21ZM64 144V143H63ZM124 143H121V144H119V148L121 149V147L120 146H122ZM240 143H238V146H241V145H239ZM24 145H27V144H24ZM113 145V144H112ZM244 145V144H243ZM31 146V145H30ZM29 146V147H30ZM68 146V145H67ZM114 146H115V148H116V150L118 149V146L116 145V144H114ZM114 146H112V147H114ZM177 146H179V145H177ZM24 147V146H23ZM26 147V146H25ZM50 149H54L55 148V146L53 147V148H51V145L50 146H48ZM106 147V146H105ZM41 149H43L42 147H40ZM69 148H71V147H69ZM73 148V147H72ZM35 149V148H34ZM41 149L38 151V152H40L41 151ZM46 149V148H45ZM56 149V148H55ZM62 149V148H61ZM103 149H104V147H103ZM128 149V148H127ZM176 147H175V151H176ZM179 150H180V148H178ZM25 150V149H24ZM31 150H32V148H31ZM99 150V149H98ZM112 150H114V149H112ZM115 150V151H116ZM123 150V149H122ZM146 150V149H145ZM178 150V151H179ZM100 151V150H99ZM103 151V150H102ZM114 151V153H116L117 151H119V150H117L116 152ZM25 152V151H24ZM50 152H51V150H50ZM73 152V151H72ZM111 152V151H110ZM126 152H128V150L126 151ZM146 152L147 151H145V153L143 152V154H146ZM27 153V152H26ZM52 153H54V154H56V153H58V152H52ZM52 153H50V154H52ZM67 153V152H66ZM106 153H108L109 154V152H106ZM184 153V152H183ZM33 154H34V152H33ZM40 154V153H39ZM43 154V153H42ZM54 154H53V157H54ZM71 154V153H70ZM175 154H178V152L177 153H175ZM181 154V152L178 154V155H180ZM45 155H46V153H45ZM80 155V154H79ZM103 155V154H102ZM110 155V154H109ZM109 155H108V157H109ZM116 155H118V154H116ZM126 155H128V153L126 154ZM126 155H124V156H126ZM129 155H130V153H129ZM25 156V155H24ZM27 156V155H26ZM49 155H47V156H45V158H46V160L48 161V159H47V157H48ZM58 156H59V159H60V157L62 156L61 154L59 155L58 154ZM57 155H56V157H58ZM68 156L69 155H67L66 157L68 158ZM93 156H95L94 154H93ZM113 157H112V161L111 162H114L113 161V158L115 159V157H114V155H112ZM29 157V156H28ZM50 157V156H49ZM51 157H52V155H51ZM96 157H100L99 155L98 156H96ZM127 157V156H126ZM132 157H134V156H132ZM131 157V158H132ZM173 157V156H172ZM177 158H178V156H176ZM175 157V158H176ZM185 155L183 156V158L185 159ZM189 157V155H187V158ZM33 158V157H32ZM62 158V157H61ZM67 158H64V159H67ZM73 158V157H72ZM120 158V157H119ZM128 159V160H132V159ZM187 158H186V160H187ZM23 159H25V158H23ZM30 159H31V157H30ZM56 159V158H55ZM64 159H62L61 161L63 162L64 161ZM78 159V158H77ZM95 160H98V159H96V158H94ZM110 159V158H109ZM108 159V160H109ZM141 159V158H140ZM180 159V158H179ZM27 160H29V159H27ZM27 160H26V162H27ZM51 160V163H53L52 162V159H50ZM68 160V159H67ZM100 160V159H99ZM116 160V159H115ZM127 160V161H128ZM134 160V159H133ZM139 160V159H138ZM183 160V159H182ZM185 160V161H186ZM30 161V160H29ZM46 161V162H47ZM53 161H54V159H53ZM59 161V160H58ZM61 161H60V163H61ZM66 161V160H65ZM69 162H71V157H70V159L68 160ZM68 161H66L67 163H68ZM101 161V160H100ZM130 161H129V163H130ZM136 161V160H135ZM139 161H142V159L141 160H139ZM174 161V160H173ZM177 161H178V159H177ZM180 161H181V159H180ZM180 161H178V162H180ZM187 161H189V160H187ZM49 163H48V171L47 172H49V173H55L56 174V171H55V168H54V166L53 165H55V164H51L50 163V161H48ZM115 162H117V161H115ZM120 162V161H119ZM133 162V161H132ZM131 162V163H132ZM137 162V161H136ZM175 162V161H174ZM184 162V161H183ZM28 163V162H27ZM31 163V162H30ZM118 163V162H117ZM123 163H124V161H123ZM141 163V162H140ZM140 163H138V164H140ZM176 163V162H175ZM181 163V162H180ZM179 163V164H180ZM187 163V162H186ZM34 164V163H33ZM113 164V163H112ZM120 164V163H119ZM126 163H124V165H125ZM135 164V163H134ZM178 164V163H177ZM179 164H178V166H179ZM185 164V163H184ZM23 165H25L24 164V162H23ZM94 165V164H93ZM181 165H182V163H181ZM187 165L189 166V164L187 163ZM186 165V166H187ZM29 166V165H28ZM78 166V165H77ZM173 166V165H172ZM177 166V165H176ZM185 166V165H184ZM187 166V167H188ZM26 167V166H25ZM56 167V166H55ZM63 167V166H62ZM65 167V166H64ZM79 167V166H78ZM78 167H77V169H78ZM130 167H131V164H130ZM135 167V166H134ZM66 168V167H65ZM65 168H63L64 170H63V172L64 171H66L65 170ZM185 168V167H184ZM189 168V167H188ZM191 168V167H190ZM190 168H189V170H190ZM58 169V168H57ZM56 169V170H57ZM62 168H60V169H58V171L59 170H61ZM135 169H136V167H135ZM138 169V168H137ZM180 170H181V168H179ZM176 170H177V168H176ZM175 170V171H176ZM184 169H182V171H183ZM185 170H186V172H187V169L185 168ZM188 170V171H189ZM55 171V172H54ZM70 171V170H69ZM179 171V170H178ZM24 172V171H23ZM162 172V171H161ZM184 172V171H183ZM68 173L69 172H67V173H65L64 172V174H67V176H68ZM81 173V172H80ZM83 173V172H82ZM139 173H141V172H139ZM168 173V172H167ZM54 174V175H55ZM60 174H62L63 176H65L62 172L60 173L59 172V175ZM94 174V173H93ZM135 174V172L134 173H132V177L131 178H133V175ZM163 174V173H162ZM166 174V173H165ZM178 174V173H177ZM176 174V175H177ZM182 174V173H181ZM40 175V174H39ZM81 175V174H80ZM98 175H97V177H98ZM139 175V174H138ZM26 176V175H25ZM30 176V175H29ZM62 176V177H63ZM67 176H65L62 180H64ZM122 176H124L125 177V179L126 180H122ZM135 176H137V174L135 175ZM164 176V175H163ZM168 176V175H167ZM175 176V175H174ZM41 177V176H40ZM53 177V176H52ZM55 177H59V176H55ZM73 177V176H72ZM138 178H140L139 176H137ZM137 177H135V178H137ZM169 177V176H168ZM173 177V176H172ZM179 177H181V175H179ZM99 178V177H98ZM130 177H129V179H131ZM134 178V179H135ZM159 178V177H158ZM166 178V177H165ZM23 179H25V177L23 178ZM38 179H40L39 178V176H38ZM43 179V178H42ZM45 179V178H44ZM49 179V178H48ZM54 180H55V178H53ZM60 179V178H59ZM73 179V178H72ZM89 179V178H88ZM159 179H161V178H159ZM173 179H175V178H173ZM35 180V179H34ZM51 180V179H50ZM54 180H52V181H54ZM56 180H57V178H56ZM55 180V181H56ZM68 180H69V178H68ZM68 180H66L65 181V184L67 185V187L69 188V187H72L73 186V183L72 182H68ZM101 180V179H100ZM168 180H169V178H168ZM167 180V181H168ZM171 180V179H170ZM192 180V179H191ZM190 180V181H191ZM44 182H42L43 183V187L42 188H39V189H43V192H45L46 193V195H47V198H48V196L50 195V192H51V188H53V187H51L50 188V186H48L49 184H47V182H46V180H43ZM49 181V180H48ZM58 181V180H57ZM61 181V180H60ZM60 181H59V183H60ZM70 181V180H69ZM72 181V180H71ZM155 181H157V180H155ZM164 181V179H161L160 180V182H163ZM166 181V182H167ZM194 181V180H193ZM193 181H191L192 183H193ZM196 181V180H195ZM28 182V181H27ZM40 182H41V180H40ZM159 182V181H158ZM183 182V181H182ZM216 182V181H215ZM3 183V182H2ZM38 183V182H37ZM49 183V182H48ZM51 183V182H50ZM76 183V184H77ZM94 183V182H93ZM129 183H131V181L129 182ZM195 183V182H194ZM52 184V183H51ZM54 184V183H53ZM58 184V183H57ZM63 184V183H62ZM196 184V183H195ZM223 184V183H222ZM39 186H40V184H38ZM42 185V184H41ZM60 185H61V183H60ZM66 185H65V187H66ZM131 185H132V183H131ZM161 185V184H160ZM166 185H167V183H165V187H166ZM183 185V184H182ZM208 185V184H207ZM210 185V184H209ZM224 185V184H223ZM34 186V185H33ZM38 186V187H39ZM87 186V185H86ZM126 186V187H125ZM130 186V185H129ZM191 186H192V184H190V188H191ZM195 186V185H194ZM8 187V186H7ZM12 187V188H11ZM18 187H20L21 188V191L20 192H16V190H17V188ZM58 187V186H57ZM62 187H63V185H62ZM61 187V188H62ZM77 187V186H76ZM76 187H72V188H69V190L70 191H74L75 190V188ZM36 188H37V186H36ZM35 188V189H36ZM56 188V187H55ZM60 188V187H59ZM60 188V189H61ZM67 188V189H68ZM134 188V187H133ZM227 188V187H226ZM34 189V188H33ZM54 189V188H53ZM66 189V188H65ZM66 189V190H67ZM95 189V188H94ZM96 189H98V187H96ZM192 189H193V187H192ZM207 189V188H206ZM205 189V190H206ZM56 191H57V189H55ZM64 190V189H63ZM167 190V189H166ZM166 190H165V193H166ZM170 190V189H169ZM211 190V189H210ZM41 191V190H40ZM87 191V190H86ZM195 192H197L196 191V189L194 190ZM208 191V190H207ZM207 191L205 192V193H207ZM221 191H223V190H221ZM225 191V190H224ZM230 191V190H229ZM245 191L247 192V190L245 189ZM39 192V191H38ZM38 192H36V193H38ZM55 192V191H54ZM61 192V191H60ZM59 192V193H60ZM65 191H63V193H64ZM96 192V191H95ZM168 192V191H167ZM212 192V191H211ZM226 192L228 193V189L226 190ZM231 192V191H230ZM245 192V193H246ZM162 193H164V190H163V192ZM185 193V192H184ZM199 193V192H198ZM244 193V189L243 190H240V189H233V192H232V196L231 197H229L230 198V201L232 202V203H234L233 205H234V207L236 208V211H239L240 212V214H243V216H245L248 220H249V218L251 217V211L249 212L248 211V208L250 209V206H248L246 203H244L247 199H246V194ZM12 194V193H11ZM67 194H69L68 192H67ZM67 194H64V195H67ZM97 194V193H96ZM195 195H197V193H194ZM208 194V193H207ZM215 194V193H214ZM226 194V193H225ZM231 194V193H230ZM42 196H43V194H41ZM61 195V194H60ZM184 195V194H183ZM210 195V194H209ZM223 195V194H222ZM58 196V195H57ZM165 196H167V194L165 195ZM227 196H228V194H227ZM227 196H226V198H227ZM38 197V198H37ZM65 197H67V196H65ZM98 197V196H97ZM169 197V196H168ZM198 197H200V195L199 196H197L196 198H198ZM207 196H205V198H206ZM218 197V196H217ZM217 197H215L216 199H217ZM223 196H221V198H222ZM42 198V197H41ZM40 198V199H41ZM45 198H46V196H45ZM224 198V197H223ZM52 199V198H51ZM60 199H61V197H60ZM64 199V198H63ZM62 199V200H63ZM91 199V198H90ZM99 199V200H100ZM164 199V198H163ZM166 199H167V197H166ZM199 199V198H198ZM209 199V198H208ZM43 200L45 201V199H44V197L42 198V202H43ZM210 201H212L211 199H209ZM215 200V199H214ZM218 200V199H217ZM224 200V199H223ZM13 201V200H12ZM48 201V200H47ZM51 201V200H50ZM54 201V200H53ZM57 201V200H56ZM169 201H170V199H169ZM210 201L208 202V206L210 207V206H214V207H216L214 204H213V202H212V204L213 205H209V203H210ZM228 201V200H227ZM62 202V201H61ZM60 202V203H61ZM199 202V201H198ZM217 202V201H216ZM44 204V203H43ZM61 204H63V203H61ZM158 204H159V202H158ZM178 204V205H177ZM211 204V203H210ZM222 204V203H221ZM221 204H218L217 205V207L216 208H218V206L220 207V205ZM19 205V210H16V211H14V207H16V206H18ZM41 205V204H40ZM180 205H181V203H180ZM230 205V204H229ZM250 205V204H249ZM56 207V203H55V205H54V208ZM57 207H59V206H57ZM61 207H62V205H61ZM60 207V208H61ZM212 207H211V209H212ZM213 207V208H214ZM222 207V206H221ZM224 207V206H223ZM222 207V208H223ZM228 207V206H227ZM53 208V207H52ZM59 208V209H60ZM145 208V207H144ZM221 208V209H222ZM44 210H45V214L47 213L48 214V211H47V209H46V202H45V206H44V208H43ZM171 209V210H170ZM215 209V208H214ZM213 209V210H214ZM219 209V208H218ZM227 209V208H226ZM231 209V208H230ZM48 210H49V208H48ZM54 210V209H53ZM61 210V209H60ZM172 211L171 213H172V217H170V219H168L167 221L169 222V224L171 225L170 227H171V233L168 235L167 233H165V227H166V221L164 220L165 218L167 219V217H168V215H167V217L165 216L167 213V211ZM55 211H56V209H55ZM209 211H211V210H209ZM222 211H224L225 212V210L223 209ZM228 211V210H227ZM57 212H59V211H57ZM213 213H215L214 211H212ZM217 212H218V210H217ZM231 212V211H230ZM239 212H237L238 214H239ZM51 213H52V211H51ZM88 214H89V212H87ZM219 213V212H218ZM217 213V214H218ZM220 213H222V212H220ZM228 213V212H227ZM57 214H60V212L59 213H57ZM57 214L56 215H51L50 214V216H48V217H46V216H44L43 218H42V220H44V222H47V223H49L48 221H50L51 222V224H52V226H54V227H56V225H55V223H56V221H57V218H56V216H57ZM95 214V213H94ZM211 215H213L214 216V214H211ZM218 215H220V214H218ZM63 216V215H62ZM61 216V217H62ZM88 216V215H87ZM90 216V215H89ZM163 216H165L164 218H163ZM170 216V215H169ZM222 216V215H221ZM224 216H225V218H226V214H224ZM224 216H223V218H224ZM228 216V215H227ZM46 217V218H45ZM59 217H60V215H59ZM214 217H216V216H214ZM220 217V216H219ZM244 217V218H245ZM223 218H222V220H223ZM224 218V219H225ZM60 219V218H59ZM41 220V219H40ZM39 220V221H40ZM41 220V221H42ZM220 220H221V217H220ZM40 221V222H41ZM213 221H214V219H213ZM213 221H212V217H210V215L208 214L207 215V223H206V227H207V231H208V236L211 238L210 240H211V242L213 243V246H214V248H216V249H219L220 251H222V253L220 252V254L218 255V263L219 264H261L260 263V261H259V256H260V247H258L259 246V244L258 243H255V245H258V246H248V249L245 251V253L243 254L242 252H241V250H240V244H238V242H237V240H241L242 238H243V234L244 233H242L241 232V234L243 235L242 236V238L241 237H239L238 239H236V237H231V238H228L227 237V235H225V234H217V233H215L216 235H213L214 234V231H212L213 229H212V225H213ZM225 221H226V219H225ZM225 221H223V222H225ZM31 222V223H30ZM40 222H39V224H40ZM43 222V223H44ZM60 222V221H59ZM214 222H216V223H218V221L217 220H215ZM221 222V221H220ZM234 222V221H233ZM30 223V224H29ZM216 223H214V224H216ZM231 223V222H230ZM54 224V225H53ZM235 224V227H236V224L237 223H234ZM70 225V224H69ZM101 224H99L98 226H100ZM216 226V225H215ZM219 226V225H218ZM221 226H222V224H221ZM232 226V225H231ZM34 227V226H33ZM54 227H53V230H54ZM220 227V226H219ZM233 227V226H232ZM237 227L238 228H240V226H238L237 225ZM42 228H44V227H42ZM215 228H217V227H215ZM222 228V227H221ZM218 229L219 231L221 230V232H222V229ZM224 228V227H223ZM242 228V227H241ZM34 229V228H33ZM52 229V228H51ZM68 229V228H67ZM184 229H186V230H184ZM232 229V228H231ZM235 229V228H234ZM233 229V230H234ZM235 230H237V229H235ZM239 230V229H238ZM238 230L237 231H235L236 233H239L241 230H239V232H238ZM63 231V230H62ZM121 232L122 233V231H124V232H126L127 233V237H129V240H130V243H131V248H126L123 244H122V238H117L115 235H114V233L115 232ZM215 231H216V229H215ZM232 231V230H231ZM212 232H213V234H212ZM218 232V231H217ZM234 231H232L231 233L232 234H235V233H233ZM238 236H239V234H237ZM237 236V237H238ZM26 237V236H25ZM27 237H29V235L27 236ZM241 238V239H240ZM28 239V238H27ZM26 239V240H27ZM87 239V240H86ZM25 240V239H24ZM25 240V241H26ZM165 241H167L166 243H165ZM239 242H241V241H239ZM23 243V244H22ZM162 245H165L166 247H168V250L167 251H164V250H162ZM72 248V249H71ZM94 256V257H93ZM95 260V259H94Z\"/></svg>",
	"mask_w": 264,
	"mask_h": 264
}]
</instances>
